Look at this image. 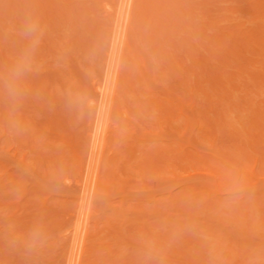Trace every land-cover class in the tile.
<instances>
[{
    "label": "rangeland",
    "instance_id": "obj_1",
    "mask_svg": "<svg viewBox=\"0 0 264 264\" xmlns=\"http://www.w3.org/2000/svg\"><path fill=\"white\" fill-rule=\"evenodd\" d=\"M9 1H11V0H9ZM22 1H23V3H21V4L24 5V8L26 6L28 7L27 3L24 0H22ZM26 1H28V4H29V0H26ZM49 1H51V3L54 2L52 9L49 8L51 5L48 6V8L50 9V13L51 12H53V13L51 16L48 15L46 17L41 13V10L39 9L40 6L42 7V9H44L47 6L44 4L45 2H48L46 0L44 3H42L45 6L44 8H43V5H39L36 7V8H38V10H40V12L37 13L38 17L36 15L31 16L32 14H34V8L35 7L33 9H31V11L33 10V12H31L27 8L28 12L23 13V12H19L18 9H14V7H12L13 5L10 6L9 8H7L8 4H7V6L3 5V1L2 2L0 1V8H3L2 6H5L6 10L10 11V14H12L14 12L12 15L8 14V12H7V14H6L7 18L4 17V15H2L4 18L5 24H0V31H2L3 34L7 35L8 34L7 32L10 33L7 36L3 35L4 39H1L2 38L1 37L2 32L0 33V49H1L0 54L2 55V56L0 55V90L2 89V91H0V139H1L0 140V146H1V148H5L9 152H10V150L11 151L14 150L13 149L14 145L17 146L18 149L15 148L16 149L15 152H17V151L19 152V153L17 152L18 153L17 155H19V157H20L21 156L20 154H22L23 152H26L27 153L26 155L30 156V157L27 156L29 159L26 157L27 158L26 161H28V163H29V164L28 163L27 164L30 165V163L32 162L34 164H31V165H34L37 167V169H36V167H34V166H33V168H31L32 166H29V168H30L29 169L28 165L25 162H23V164L25 163L27 165V167L24 166L23 164L18 163V161H17L18 158H16L17 155L14 156L15 155L14 152H12L14 154V155H12L11 153L9 154L7 151L0 148V251H1V253H0V264H64V263L66 264V261L64 260L65 255L63 257V253L66 251L67 248H64L63 245H65V242L68 239L65 238L64 231L66 232L67 230H64V229H66V228L68 229V227L73 225L72 223H75V221H76V217L74 215H72V216L75 217V220L73 219L74 217H72V216H71V219H69L70 218L69 215L71 214V212H72V214H74L73 211L74 212L76 211V210H74L75 207H78L77 204H75L77 200H75V198L73 197V195L75 196L77 194V190L73 188L75 186H74V184H72V182H74L73 181L74 179L72 176L78 175L77 172H79L78 171L79 169H77L78 163H77L76 157L74 156L75 154H72L71 147H70V149H68L69 148L68 143H66V141H63L65 139V137H63V134L66 133V131H67V134L69 133L68 130H65V128L67 129V127H65V126L70 125L69 127H71L74 130V132L70 133V135H72V136H69L67 134L66 135L69 137H73V139H70V142H71V140H73L72 142L75 144V149L78 151V149L80 148V150H81L83 148V146H86L85 144H87V143H85V141H86L85 135H86V131H87L86 125L89 124L88 119H89V116H91V114L89 115V113H91V110H92V109H89L88 100L90 99L91 94H93L91 89L94 90V88H93L94 85H92L93 83L91 84V82H92L93 78H94L93 81L95 83L96 80H99L96 77H98L99 75L101 77V71H102L101 66L103 65L102 63L105 60V58H103V57H105V53L107 52V50L105 49L106 48L105 47V45H106L105 41L107 42V40H105V34L104 33L106 32L108 34L107 31L110 28V26L108 25V23H109L108 21L110 20V17L108 16L109 18H107L106 12L104 11V8H103L104 7L103 6L104 1L103 0H71L72 2L70 0H49ZM176 1H178V0H176ZM179 1H181V0H179ZM186 1H188V2L185 3L184 6L186 8L189 7V10L187 13H186V11H187L186 8L183 5H181L179 2V4L181 6H183V8H184L183 12L185 11V13H184L185 15L182 16L183 12L181 13V10H179L178 8L177 9L175 8L176 12L179 10L178 14L181 13V16H182L180 18L181 21L179 20V17H178V21H179V23L181 22L182 26L181 25L180 26L185 28V30L183 28L180 30L179 28L176 27L177 28V32H176L177 37L174 35L175 36L174 38L179 39V41H181V37L185 36L183 39H185V41L188 43H185L184 40L182 43H179V41H175V39H173L174 41L171 40L172 42H168L170 40L162 37L163 35L158 36L160 38V40L157 38L154 39L155 37L154 38L151 37L150 31L146 32L145 36L147 39L145 38L144 39L145 41H144L142 38V35H141L142 33H144V30L142 33L139 32L140 28H142V27L137 25L139 23L137 21L138 18H137V20L135 19L136 23L134 24V27H135L134 31L137 28H139V29L136 30V33L134 36L132 34V36H133L132 40L134 41V37L137 36V39H136L137 44H139V46L142 47V50L143 49H144V51L147 50L145 52L147 55L150 56V58L152 57L150 60L152 61L151 62L152 65H155L154 67H155V70L157 72L153 73V75L151 73L147 72V79L149 80V81H147V83L149 84L148 86L151 88V91H150V90L146 89L147 83H146V80H144L143 78H141V80H140L141 82L138 79L137 80L138 83H137V81L133 82V80H130V81L128 80V70H129V68H132V64L129 62L130 60L127 61L126 65H125L126 67L125 66L123 67V71H122L121 79H120L121 82H119L120 84H119V88H118V94H119L118 99H117L118 102L116 104V106L120 104L119 105L120 107L117 106V108L118 107L119 108L117 109L115 107L116 110L114 109V121H115V125L118 126V128H114V130L111 132V137H110L111 147H110V149L108 148L106 150V153L104 156L105 157L104 162L108 156H111V158L112 157L114 158L113 160H116L115 164L118 165L117 163H120L121 160H123V158L126 157L125 152H124L126 150V147L124 145V141H125V139H127V137H131V135L126 136V134L122 131L125 129L124 126L129 127V128L131 127L130 131L135 130L134 127H132V123L130 122L132 120H133V124H135V122H137V123L139 122L138 125L140 124L139 126L142 128V130H141L142 132H141V134H139V137H140L139 140L141 142L140 141L137 142V145H136L137 149L135 150V153H133L135 155L134 156L132 155L131 159L128 160L129 163L126 164L128 166V168L127 167L124 168L125 170L122 172L118 171L119 172V173L117 172L118 175L116 176V178L114 177L115 180L119 183L115 182V180L113 179V176H110L112 171H109L110 169L107 170L108 167L105 164L103 165L102 178H109V176H110V178H112L115 183L114 182L111 184L109 183L110 185H112V184L114 185V186L112 185L114 188H113L112 192L110 193V195H109V193L107 195V192L104 194L102 193L103 195L102 194H100L99 196L97 195L96 202H95V205H96L95 207L97 209H96V212H95L93 219L90 223V238L87 241V250H86V253L84 256L85 264H96V262H98V263L104 262L103 264H134L137 261H140V263H142V264H162L161 262L163 261V258L166 257V255L163 253L164 249L162 246L159 247L160 245H156V246H158V250L156 248H154V247H156L155 241L157 238L155 239V241H153L154 239L151 240L150 239L151 237L149 236V234L146 233V231L148 230V232H150V234H151V231H152V234H154L156 232L158 235V233H159L160 234L159 236H161L162 232H163V236L159 237L157 240H159V243H161V242L164 243L163 237L168 234V233L165 234V232L167 231V228L165 226L167 224L168 225L171 224L172 229L174 227H176V228H174V231L169 229L170 232H172V234L171 233H169V234L172 235V237L173 236L175 237L182 231V230L180 231V229L178 228L177 225H180V222L182 225H184L183 221H185V220H187L186 221L187 224H186L185 228L187 226H188V228H191V229H185V230H187L188 232H190V230H192L190 234H194L195 238H200V239L203 238V239H206V241L208 240V242L210 244L209 250H208V253H206L207 249L205 250V254H204L203 258L206 260L208 258L211 259L212 257H214L217 260V263H216V260L214 262V259L212 258L213 260H209V261H213L214 263L211 262V264H219V263H221V264H235V262H237L238 264H264V196H262L261 193H258L261 189H264V183H262V182H264V180L260 181L257 178H252V181H255V183L257 184V185L255 184V197H256L255 198V225H256V231H255V234L253 233V234H251L252 236L250 235L251 236L249 238L250 243H249V241H248L249 244L247 243L249 250L247 251V253H245L247 256L243 257L242 256L243 251L240 250L241 248L239 249L240 245L238 246V244H235L237 242L232 241L234 243H231L232 245L230 244L231 247L229 246V239L231 237L229 239L227 238L228 240L225 239L226 242L225 241L219 242L221 245H223V247L222 246H221V248L218 247V249H219L218 251H217V248H215L218 239L220 237L221 238L223 237L219 233H221V232L226 233V235L224 234V236H226V237L231 235L232 229H230V232H229V229L226 226L229 223H227V221H225V223H224V219H222L223 217L221 216V214L225 215L226 212L224 213V211H226V210H224V209L227 208V204L224 206L221 205V206H218L217 208H213L214 210L212 208L206 209L204 207L205 205H203L204 202L202 203L201 200L204 201V199L206 198L205 196H207L208 193H211L212 196L215 195L216 186L214 184L212 176L209 174H203V175L202 174H196V176L194 175V177H192V175H190V174H194L196 172H211V173H214L217 176H219V173L217 171V167H220L221 169L225 168L226 174H229L228 171L230 170L231 166L227 165V163L233 164V163H235L233 159H237L240 162L239 165H241V161L247 163L249 167H253L255 165L256 173H258L259 176L264 177V166H261L260 161H256V157L261 158L262 155H264V147H260V148L258 147L257 150L259 149L260 150L259 152L255 151V161H254V159H250L248 161L246 158L247 154H245V152H246V150H247V153L252 152L253 150H251V148H249L248 145H247L248 148L245 146L247 149L245 148L246 150H244V151H243V149L241 150V149L237 148L239 141L235 140L236 136H234L231 133L232 130L230 131L231 126L229 125V124L233 123V125H236L239 128L238 133L239 132L244 133L245 126H246V128H248V121H250V119H251L250 117H252L253 120H254V118H255V120L257 118L258 119L260 118L259 121L261 120L260 122L264 123V79L258 78L261 73H264V45L260 46V44H264V8H262V6H260V8H257V10H256V7H257L256 5H258L257 4L258 0L257 1L256 0H252V1L251 0H249V1L248 0H238V1L237 0H216L217 2L215 0H186ZM255 1H256V3H255ZM259 1L262 2L264 0H259ZM14 2H15V0H14ZM182 2H184V0H182ZM189 2H191V3H189ZM175 3H177V2H175ZM14 4H16V2ZM62 4H64V5H62ZM83 4L88 7L90 17L88 16V14L81 13L84 11V10L81 11L82 8H80L78 11L77 6L81 7ZM179 4H177V5H179ZM187 4H188V6H187ZM57 5L60 6L61 8L63 6L64 7L63 9L69 8V6H71V7L73 6L74 7L73 10H75L74 12L71 11V14H73V18L77 15L80 18L82 17L81 18L82 21H84V19H86L90 23V24L89 23H86V24H89V25H91V23H93V24L91 26L87 25V27H86V25H83L85 23H83L82 25L85 26L86 28L84 27V30H82L83 28L80 26V28H82V29H80V31L77 30L78 31L77 32L75 30L78 35H76V33L74 34L73 31H71L73 29H70V26H68L72 22H70L65 27L63 26V28H62L63 30H59L58 29L59 26H58L57 29L59 31L56 30L55 32H53L55 30L53 28L56 27V26L55 27L53 26V25H56L54 23H58V24L61 23V25H63V23H62L63 21L61 22L62 18H60V17L65 13V11H64V13H62V15L60 16L61 11H58L60 9H58L56 11L54 10L55 9L54 7L55 6L57 7ZM191 5L193 6V9H192ZM260 5H262V4H260ZM17 6H19V4ZM66 6H68V7H66ZM83 7L85 8V6H83ZM258 7H259V5H258ZM15 8H17V7L15 6ZM261 8H262V10H261ZM22 10H24V9L21 8L20 11H22ZM51 10H54V11H51ZM68 11H70V10H68ZM166 11L167 10H165L164 13H162V15L164 17H165L164 14ZM46 12H47V10H46ZM56 12H58L57 13L58 15L56 14ZM204 12H205V14H204ZM30 13H32V14L30 15ZM9 15H10V17L8 18ZM13 15H14V17H18V15H19V17H21L22 20H24V22H27L29 20L32 21L31 18H33L35 16L37 19L42 17L43 19L46 20V21L41 22L43 20V19H41V21L39 20V22L37 21L38 22L37 23L36 19H33V20H35L33 22L38 24V32L36 34L38 37V43L36 44L35 48L31 51L29 69L26 72H23V74H21L19 76L14 75V70L17 68V66L19 64L22 63V58L24 57L26 49H28L30 41H28V39L23 34L22 28H24L25 24L22 22L21 19H19V20L22 23V25L24 24V26L19 27L18 26L19 24H18L17 25L18 28L17 27L15 28V26H16L15 23L18 20L17 21H15L16 19L13 20L12 19V18H14ZM162 15H158V17H160ZM11 16H12V18H11ZM56 16L59 17L60 20L56 19V22L54 20V21H52L53 22L52 24L48 23V21H49L48 19L51 20L52 18H56ZM67 17L72 18L71 15L70 16L67 15ZM212 17L215 18V20L217 18V21H216L217 23L215 22V20H212V21H210L211 23L208 24L209 19L211 20ZM3 18H2V20H3ZM24 18H26V19H24ZM89 18H91V19H89ZM193 18H194V20H193ZM74 19H77V18H74ZM64 20H66V19H64ZM91 20H93V22H91ZM13 22H15L14 25H13ZM79 22L81 23V20ZM202 22H204L205 24ZM21 23H20V25H21ZM40 23H41V26H40ZM80 23L76 22V24H80ZM168 23L169 24L173 23V19H172V21L170 20V22H168ZM214 23H216L218 25V26L216 25L217 28H216V26L214 28V25H213ZM50 24L53 26L52 29L50 28V27H52ZM183 24H185V25L183 26ZM210 24H212V27ZM202 25H203V29H202L203 31L200 30L197 32L194 30V28H196V26H201V28H202ZM108 26H109V28L106 29ZM88 27H89V29H88ZM91 27H93V28L91 29ZM205 27H207V28H205ZM19 28H20V30H19ZM76 29H77V27H76ZM44 30H46V31H44ZM51 30H53V31L51 32ZM178 30H180V31H178ZM202 32H204V33L202 34ZM58 33H59V35H58ZM56 34L58 36L55 37ZM70 34H72L71 37L69 36ZM201 34L203 35V37ZM220 34L222 36H225V37L227 35L228 40L226 37L225 39H223V41H220L221 43H215L214 42V45H216V46L213 45L214 47H212L213 43H211L210 38L212 37L213 39L215 38L218 40L219 38H216V37L217 36L221 37ZM230 34H233V36H234V34H236L238 36H236L237 37L236 38V37L229 36ZM88 35L89 36L91 35V37H93V41L90 40L92 38L89 37ZM196 35H199V36L201 35V36L197 37ZM82 36H84V37H82ZM248 36H250V38L252 36L254 38H256L255 43H252V42L249 43V41L246 42ZM86 37H88V39L90 40V45L88 42L89 40L87 42L85 41V40H87ZM82 38H83V40H81ZM13 39H14V41H13ZM15 39H16V42H15ZM67 39H69V40H67ZM80 40H81V42H80ZM217 40H216V42H217ZM243 40H245V41H243ZM54 41H55V44H54ZM57 41H58V44L56 45ZM75 41H77V42H75ZM235 41H243L242 43L240 42L241 44L248 43V44H245V45H248L245 47H243V45H241L242 48H244V50H245L244 51L245 54L243 53V51L240 54L245 55V57L250 56V57H252V59L257 58L258 61L255 60L256 61L255 65H253V62H251L252 60L250 61L251 62L250 63L246 60V58H244L243 56H241L239 54L237 55L239 57H237L236 55H233L234 52L232 50L234 49V47H236ZM60 42L63 45H61ZM83 42L85 45L83 44ZM91 42H93V44ZM190 42H193L191 44H193L195 48L194 47L192 48V46H190ZM233 42H234V46H233ZM72 43H73V45H72ZM228 43H230V45ZM3 44H6V46ZM87 44L89 45L87 48V50H89V51H84V49H85L84 46H86ZM187 44H188V46H187ZM51 45L53 46L52 51L50 49H48L49 47H52ZM77 45H79V46H77ZM9 46L10 47L15 46L14 47L15 49L10 48ZM65 46H66V51H65ZM68 46H69V48H67ZM70 46H72V47H70ZM74 46H76V47L74 48ZM219 46H220V48H219ZM241 46H240V48H241ZM256 46L258 48L254 49V47H256ZM45 47L46 48L48 47V48L45 49ZM55 47H57V48H55ZM225 47H227V48H225ZM231 47H233V49H229V51H227L228 48H231ZM72 48H74V49H72ZM90 48H91V50H90ZM150 48H151V50H150ZM169 48L171 50H169ZM246 48H248V49H246ZM251 48H253L254 50ZM188 49L189 50L191 49L194 52L196 51V53L190 51L192 53L190 55V52H187ZM223 49H225V51H223ZM67 50H68V52H67ZM74 50H76V51H74ZM250 50H251V52H250ZM231 51H232V53H231ZM20 52H23V53H20ZM210 52H212V53H210ZM128 53H129L128 57L133 56V53H131V52H128ZM103 54H104V56H103ZM161 54H164L165 56H167V58ZM186 54L188 56H186ZM70 55L73 57L75 56L74 61H76V63H74L73 66L70 64V61H73V60H71ZM205 55L209 56V57H205ZM212 55H213V57H212ZM229 55H230V57H229ZM3 56H4V58H3ZM200 56H201V58H200ZM217 56H218V58H217ZM159 57H161V58H159ZM226 57H227V59H226ZM7 58L10 61H8ZM65 58H67V59H65ZM74 58H72V59H74ZM157 58H159L160 60ZM6 59L8 62H11V65L13 62V66L9 65L12 68L8 67L6 65L8 63L6 61ZM167 59H168V61H167ZM182 59H183V61L186 59V61L183 62ZM79 60L81 61V65L79 64ZM163 61L164 62L166 61L167 64L164 63ZM202 62H204V63H202ZM163 64H165V65L163 66ZM202 65L204 66V68L202 67ZM206 65H207V67H206ZM226 65H229V66L227 67ZM140 66L143 67L142 64ZM185 66H186V68H184ZM72 67H74V68H72ZM156 67H158V68H156ZM188 68H189V70H188ZM190 68H195V69L199 68L197 70V72H199L200 74L195 75L193 73V75H192L191 73L193 72V70ZM202 68H203V70H202ZM206 68H208V70ZM221 68L229 69V72L226 71L228 74L227 73L221 74L222 79H221V77H219V75L216 74V72L219 71ZM73 69H75L77 73L74 72V73L70 74V72H72L70 70H73ZM80 70H82V72H80ZM232 70H233V72H232ZM237 70L238 71L240 70L239 72H241L242 70L243 71L238 75L239 72H237ZM230 72L232 73L231 75H229ZM233 73H235L234 75H236V76H234ZM123 74H125L126 76L125 75L122 76ZM201 74H202V76H201ZM24 75H25V77L26 76L27 77L25 78ZM232 75H233V78H231V80H229V78L232 77ZM253 75L255 76V78ZM17 77H19V78L23 77L24 79L23 78L18 79ZM187 77H188V80H185ZM200 77L204 78L203 81H201L202 78H200ZM47 78H49L51 80H48ZM154 79H156V81ZM158 79L160 81H157ZM174 79H176V80H174ZM197 79L199 82L201 81L200 85H203L202 88L205 89V92L211 94L212 99L208 98L210 95L207 96L206 93H203L201 91L202 88L201 87H200L201 89L199 88L200 85L197 86V84H196ZM74 81H75V83H74ZM142 81H143V84H142ZM161 81H162V84H161ZM132 83H134V84H132ZM155 83H159L160 85L155 84ZM232 83H234V86L238 85V87H237L238 89L235 87H234V89H231L232 93H231V96H229V93H227L226 89H229L228 87H230L229 85ZM35 84L37 85V87L36 86L33 87ZM128 85H129V87H128ZM172 85L173 86L175 85V87H173ZM223 85H224V87H222ZM30 86H32V87H30ZM192 86H194V87H192ZM138 87H141V88H138ZM32 88H33V91H31ZM34 92H35V94H34ZM9 93L12 95H10ZM38 93H40V95ZM170 93H172L173 95ZM215 93H220V94H215ZM37 96H39V97H37ZM26 97H28V98H26ZM29 97L32 99H30ZM94 97H96V96L94 95ZM24 98H26V99H24ZM33 98H35V99H33ZM167 98L172 99L171 102L167 101ZM134 99H136V101ZM209 99H211V101H209ZM30 100H34V101H30ZM121 100H122V102H121ZM178 100L179 101L181 100V105L183 103L185 104L184 105L185 107H183V108H186V110H187L186 113L187 112L189 113V111H191V113H189V114H191V116L189 118L196 116L197 118L199 117L196 120L200 119L199 123H198V121H195L196 123L193 121L194 124H192V126H191V128L192 127L194 128L193 131L190 130V128L187 129L188 126L185 125V118L182 114L179 113L180 107L178 105V103H179ZM182 100H183V103H182ZM28 101H30V102H28ZM138 101H140V103L143 104V106H147V108H148L147 112L146 111L142 112L141 110L138 113L134 112V110L132 108L136 109L137 105H135V104H137L136 102H138ZM142 101L146 104H144ZM151 101L155 102V104L161 103L160 106L162 104H166L167 108L165 109V105H164V110L162 107H160V108L157 107V109H156L153 107L154 105ZM159 101H160V103H159ZM168 105L170 108L168 107ZM130 106H132V107H130ZM187 107H189V109ZM211 107H215V108H213L215 110L212 111ZM128 108H130V109H128ZM247 108H248V110H246ZM144 109H145V107H144ZM168 109L171 111V113L173 112V114L171 115L173 117H171V120L169 122H166L165 120H167V117H168L167 115L170 113V111ZM257 109H258V112L260 110V112L258 113L259 115L255 114L256 116L253 118V115H254L253 113L255 112L253 110H257ZM152 110H154V111H152ZM167 111H169V112H167ZM153 112L156 114H154ZM250 112H251V115H250ZM59 113L65 115L68 120L71 118L70 119L71 121L69 120L71 123L70 122L67 123L66 120L63 118L64 116L63 117H62V115L60 116ZM193 113H194V115H193ZM247 113H249V115ZM165 114H167V115L165 116ZM68 115L71 117H69ZM139 115H140V117H139ZM159 115H161V116H159ZM174 116H175V118H174ZM61 118L64 119L65 122ZM210 118H211V120H210ZM56 119H57V122H55ZM52 120L54 122H50ZM59 120L60 121L62 120V122L66 123V124L64 125V124H62V122L60 123ZM160 120L161 121L163 120V122H161ZM52 123H54L53 124L54 128L52 127ZM123 124H124V126H122ZM55 125H57L58 127ZM199 125H201V126L203 125V126L201 127ZM19 127H22V128H19ZM55 127H56L57 131L55 130ZM135 127H137V126H135ZM164 127H165V129H164ZM243 127H244V129H243ZM63 128H64V130H63ZM71 128H68V129L72 130ZM212 128H213V131H215L214 133L212 131ZM233 128H234V126H232V129ZM260 128H261V126H260ZM147 129H148V131H147ZM145 130L147 131V134H145L146 133ZM258 130H259V128H257L256 131H258ZM261 131H264V129H261ZM61 133H62V136L60 135ZM235 133H237V132H235ZM244 134H242V135H244ZM40 135H42V136H40ZM124 135H125V137H124ZM144 135H146V136H144ZM258 135H260V137H261L260 139L264 138V134H262V135L258 134ZM148 136H149V138H148ZM190 136L192 137L191 139H190ZM212 136L216 137V139L214 141L215 144H213L212 140L210 139ZM56 137L58 138V140ZM67 139L69 140V138H67ZM196 139H197V141H196ZM220 139H222V140H220ZM38 141H39V143H38ZM61 142H62V144H60ZM247 142L248 141L246 140V143H244V142L243 143L246 145ZM262 142H264V141H262ZM138 143H139V146H138ZM202 143H204V145ZM243 143L241 145H243ZM157 144H158V146H157ZM180 144H181V146H180ZM178 145L180 146V149L182 150L181 153L183 155H187V157H185V159L183 157L182 158L183 160H180L181 162L179 160H177L178 154L177 155L170 154L173 152L172 147L174 148L176 146L175 148H177ZM217 145H219V146L217 147ZM58 146H60V149H58L59 153H58V151H56L57 150L56 148H59ZM61 146L62 147L64 146V147L62 148ZM123 146H124V148H123ZM158 147L162 148L161 151L158 150L160 153L159 152L157 153V151H156L158 149ZM163 147H165V149ZM122 148L124 150H122ZM175 148H174V150H175ZM61 149H62V151H65V153L63 152V154L66 155V157L63 154H62L63 156H61V152H62V151L60 152ZM197 149L198 150L200 149V151L197 152L198 151ZM80 150H79V152L85 151V149H83L81 151ZM222 150L228 151L229 152L228 154H230V152H231V156L233 157V159H231L232 157H230V156H225L226 155L225 153H224L225 155L223 153H221ZM162 151H164L165 153ZM175 151H177V150H175ZM218 151H220L221 154ZM225 151H223V152H225ZM238 151H239V153H238ZM55 152L57 154H59L57 158L61 157L62 160L56 158L57 154ZM150 153H151V155H150ZM154 153H157V155H155V157H151ZM144 154L147 155V157L149 159L155 158L154 160H155V162H157L156 167L158 165H161V161H159V160H162V162L164 161L162 163V165H164V169L166 171L164 169H163L164 170L163 171L160 168L161 172L165 176H170V177H165L163 174L160 173L161 176L162 175L163 176L162 177L160 176V178L157 179V177L159 176L157 171H160V170H156V172H154V170L151 171V169H149V167H148V165H149L148 163H150V162L154 163V162H152L154 160L150 159V161H149V159ZM222 154L226 158L225 160H228V161H226L227 163L219 161V158ZM49 155H51V156H49ZM171 155H172V157H170ZM53 156H54V158H52ZM157 156H159V158ZM236 156H238V157H236ZM241 156H242V158H240ZM115 157H116V159H115ZM160 157H162V158H160ZM55 158L57 160H60V161H58V162L55 161ZM201 158L207 159V160L205 162H200L199 159H201ZM179 159H180V157H179ZM142 160L145 162V164H144V162L142 163ZM176 160L179 161V163H177V164H179L181 166L183 165L182 168L174 167L176 164L175 163ZM45 161H46V164H45ZM56 162H57V164H56ZM58 164H60L59 167H58ZM141 164H143V165H141ZM167 164H168V166H167ZM113 165H114V162H113ZM132 165H135V166H132ZM165 165L167 166V168ZM39 166H40V168H39ZM46 166H52V167L48 168ZM54 166H57L56 168H60L61 169L60 172L58 171V169H57V171H54L55 170ZM118 166L116 167L114 165L116 170H118ZM137 166H140V167H137ZM143 166L145 168H147V170L145 168L143 169ZM106 167H107V169H106ZM50 168L52 170L51 172L54 171L53 172L54 174H52V173L50 174V170H49ZM174 168L176 169V172H178V176L174 175V173H173ZM31 169H33V170H31ZM45 169H46V171H45ZM48 170H49V172L47 173ZM119 170H121V169H119ZM43 171H44V173H43ZM138 171H139V173H138ZM104 172H106V173H104ZM36 173H37V175H36ZM40 173H42V174H40ZM66 174L71 175V177H72L71 182H69L66 179V177H65ZM119 175L122 176V178H123V179L122 178H120V179L127 181L126 184H128V185L125 186L126 188L121 186L122 185L121 183L123 181H120V180L118 181ZM64 177L70 183V185H68L69 183L66 182ZM76 177L78 178V176H76ZM236 177H237V175H236V173H234L232 175H229L226 181H224V182L221 181V191L224 193V196L234 195V196H237V198H240L244 193L247 195H250L251 194V193H249L250 188H245L247 185L246 183L248 182L247 178H242V181L244 183L238 184L236 189L233 188L232 185H233V183L236 182ZM162 178L165 180H163ZM167 178H169V179H167ZM170 178H171V180H170ZM159 179H161L162 181ZM142 180H144V181H142ZM157 180L161 181V183ZM16 181L21 182V184L23 183L24 187L22 186L23 188H21V187L17 186L18 184L16 185V183H15ZM158 183H159V185H157ZM106 184H108V183H106ZM143 184H144V186H143ZM259 184H260V186H258ZM38 185H41V187H38ZM71 185H73V187H72L73 189H71V187H70ZM119 185H120V187H119ZM129 185H132V186L130 187ZM139 185H140V187H137ZM261 185H262V187H261ZM149 186L150 187L152 186V187L150 188ZM69 187H70V189H69ZM145 187H146V189L144 190ZM115 188L117 189V192H116ZM168 188L172 191V193H174V195H177L175 199L167 198L168 193L170 192V190ZM121 189L124 191L122 192ZM138 189H140V190L137 191ZM232 190H234V192L232 194L227 193V192H230ZM246 190H248V191H246ZM42 191H43V193H42ZM68 191H70V192H68ZM151 192H153V193H151ZM256 193H257V195H256ZM126 194H129V195L126 196ZM49 195L50 196L52 195L51 198ZM201 195H204L205 198ZM69 196H71V197H69ZM124 196H125V198H124ZM153 196L155 197V199H153L154 198ZM45 197H46V200L44 199ZM121 197L124 199L122 202H125L123 204L124 207L126 208L125 212H124V207L120 208V206H122V204H120L121 203V201H120ZM134 197H137V198H134ZM143 197L145 199H143ZM162 197H164V198H162ZM41 198H43V200H45L46 202H43V200H41ZM156 198L159 199L160 202ZM160 198H162L163 200H161ZM165 198L167 201L165 200ZM236 199L233 200L234 203H236ZM125 200L126 201L128 200V201L126 202ZM154 200H156V201H154ZM180 200H182L184 202H189V203H191L193 201L194 202L197 201L196 203H198V200H200L202 206L200 204L201 208L198 206L196 208V210H194L195 213H193V214L191 213L192 211L187 213L186 212L187 210H185V212H183L184 211V210H182L183 207H180L181 205L179 204L182 202ZM113 202L116 205H114ZM39 203L42 206H39ZM46 203L48 204L47 208L52 207L50 210L47 209L46 206H44ZM50 204H52L51 207H49ZM110 205L115 206V207L111 206L112 208L119 207L118 209H116L117 212L115 209H113L115 212H112L113 210L110 207ZM178 205H180V206H178ZM71 206L74 209L71 208ZM157 208H159L160 210L158 209V211H157ZM228 208H229V206H228ZM41 209H44V210H41ZM60 209L63 211H64V209L67 211L68 210L71 211L70 214H66L67 211H65L66 213H64L66 216L67 215L69 216V218L67 217L68 221H67V219H65L66 216L61 212ZM127 209H128V211H127ZM148 209H149V211H147ZM204 209H206L208 211H206ZM119 210H120V212H119ZM138 210H139V212H136ZM140 210H142V212ZM228 210L231 211V209H228ZM241 210H242V212H244L243 210L246 211V208H242ZM40 211H41V213H40ZM131 211H132V213H131ZM133 211H135V212H133ZM159 211H162L164 213V214H162L163 216L161 215V213H159ZM46 212L49 213V215ZM50 212L53 213L54 218ZM114 213L115 214L117 213L116 214L117 216L116 215L114 216ZM139 213H141V214H139ZM155 213H159L162 220H164V219H167V220H164V221L160 220L159 215L155 214ZM232 213H230V214H232ZM55 214L57 216H60V217L57 218V216ZM124 214H126V215H124ZM149 214H151V215H149ZM189 214H191L193 217L199 216L197 219L194 218V219H196L195 221L197 222V224L194 225V223H195L194 222L193 223L194 226L191 225L192 227L190 226V224H188L189 223L188 221H191V222L193 221V220H188V218L191 216ZM35 215H37L36 218H38L37 219L38 222L36 221ZM40 215L44 216V217H41ZM119 215L122 217H119ZM203 215L205 218L208 215L209 216L214 215V218L215 217L218 218V216L219 217L221 216L222 218H220V219H222L223 222L222 223L218 222L219 224H217L216 221H214L212 223L208 222L204 225L203 223H204L205 219L203 218ZM137 216H138V218H137ZM238 216H239L238 218H240V216H243V215H241V213H240ZM48 218H50V219H48ZM112 218H115V219H112ZM118 218H120V219H118ZM211 218L212 217H210V219ZM54 219L56 220L55 221L56 224L58 223V225H54L56 229L52 228L53 223H51V222L54 221ZM207 219L209 220V218H207ZM231 219H233V218H231ZM231 219H229V220H231ZM33 220H34V222H33ZM109 220H111V222ZM157 220H160L158 222V223H160V225L157 223ZM238 220H236V221L238 222ZM241 220H243V219H241ZM72 221H74V222H72ZM143 221H144V223H143ZM178 221H179V223H178ZM39 222L41 225L39 224ZM232 222H234V221H232ZM235 222H234V224H235ZM47 223H49V226H51L49 230L45 229L46 227H47V229L49 228L47 226ZM110 224H112V225H110ZM116 224H118V225H116ZM156 224H158V225H156ZM212 224H213V226H211ZM231 224L233 226V223H231ZM36 225L40 226L42 228L44 227L43 230L45 229L47 240L42 247H39L37 249H29L26 246V243L24 242V241H26L27 238H24V237H28V234L32 231L33 226L36 227ZM120 225H121V227H120ZM142 225L145 228H143ZM182 225H180V227ZM108 226H110V227H108ZM232 226H230V227H232ZM175 229H179V232H178V230L176 231ZM193 229H194V231H193ZM216 229L219 231H217ZM111 230H113L114 233H112ZM117 230H119V231H117ZM169 230L167 232H169ZM185 230H183V231H185ZM50 232H51V234H50ZM236 232L237 231H235V234H236ZM47 233H49V234H47ZM134 234H135V236H133ZM154 235H156V234H154ZM111 236H112V238H111ZM217 236H219L218 239H217ZM231 236H234V235H231ZM144 237H146V238H144ZM170 237L167 240L165 239L166 240L165 244L171 245V247L173 246L176 249L182 250V247H180V245L184 246L186 244V242H184L182 239L180 240L179 238H178L179 241L177 240V238H176L177 241L176 240L173 241V239L170 240L172 238V237L171 238ZM237 237H239V236H237ZM233 238H235V237H232V240H233ZM116 239H118V240H116ZM160 239H162V240H160ZM121 240L122 241L124 240V241L121 242ZM220 240H223V239H220ZM67 242H69V241H67ZM109 242H110V244H109ZM208 242H206V244H208ZM224 242H225V246H224ZM230 242H231V240H230ZM239 242H241V241H239ZM157 243H158V241H157ZM226 243L228 244V246L226 245ZM112 246H114L115 248ZM187 246L192 247L193 244L190 243L189 245L187 244ZM191 247H189L188 249H190ZM194 247L195 246H193L191 248V251L194 254L193 257L196 256V258L198 257L199 260L202 259L200 257L199 253H201V256H202V252H204V251L201 250V252H199L198 249H194ZM19 248H21L23 251L21 249H20L21 251H19ZM63 248H64V250H63ZM147 248H149V249H147ZM150 249H151V251H149ZM215 249H216V251H214ZM2 251L3 252L5 251V252L3 253ZM121 254H123L124 256ZM206 254H209L208 256L211 255L210 256L211 258L205 257ZM215 254H217V255H215ZM221 254H225V255H221ZM227 254L230 255L231 257L228 259H222L224 257L221 258V256H227ZM120 255H121V260L115 259L116 257L120 258ZM177 255H181V254H177ZM38 257L40 259H38ZM188 259H189L188 255L187 256L183 255L179 261L182 260L181 261L182 264H188V262H189ZM237 259H238V261H236ZM239 259L242 260L241 263H239ZM37 260H38V262H37ZM62 260H63V262L64 261L65 262L63 263ZM202 260H200V261H202ZM209 261L207 260V263H205V262L204 263L208 264ZM167 263L178 264V262L175 260L174 261L170 260ZM181 263H179V264H181ZM138 264H139V262H138ZM202 264H203V262H202Z\"/></svg>",
    "mask_w": 264,
    "mask_h": 264
},
{
    "label": "bare ground",
    "instance_id": "obj_2",
    "mask_svg": "<svg viewBox=\"0 0 264 264\" xmlns=\"http://www.w3.org/2000/svg\"><path fill=\"white\" fill-rule=\"evenodd\" d=\"M1 2L3 1V5H6L7 6V4H8V6H7V8H9L10 6H12V7H14V9H18V11L19 12H28V10H30L31 11V9H33L34 7V14H32V13H30V15L31 16H34V15H36L37 17H38V15H37V13L38 12H40V10H41V13L46 17V16H51L52 15V13L53 12H51L50 13V9L49 8H51L52 9V7H53V4H54V2L53 3H51V1H49V0H46V1H48V2H45V0H29V4H28V1H26V0H24L26 3H27V5H28V7L26 6L25 8H24V5H22L21 3H23V1L22 0H15V2H16V4H14L15 2H14V0H11V1H9V0H0ZM9 3H8V2ZM71 1V0H70ZM104 1V4H103V8H104V11L106 12V15H107V18H109L110 17V20L108 21L109 23H108V25L110 26V28H109V26L106 28V29H108V34L105 32L104 34H105V40H107V42L105 41V43H106V45H105V49L107 50V52L105 53V57H103L104 56V54H103V58H105V60H104V62L102 63L103 65L101 66V68H102V71H101V77H100V75L98 76V77H96L97 79H99V80H96L95 81V83H94V81H93V79H92V82H91V84L92 85H94V90L93 89H91L92 90V93L93 94H91V97H90V99L88 100V104H89V109H92L91 110V113H89V115L91 114V116H89V119H88V125H86L87 126V131H86V135H85V140L87 141H85V143H87V144H85L86 146H83V148L81 149V150H83V149H85V151H82V152H79V150H80V148L78 149V151L75 149V144L72 142L73 140H71V142H70V139H73V137H69V136H72V135H70V133H72V132H74V130L71 128V127H69L70 125H68V126H65V127H67V129L65 128V130H68L69 131V133L67 134V131H66V133H64L63 134V137H65V139L63 140V141H66V143H68V146H69V148L68 149H70V147H71V152H72V154H75L74 156L76 157V159H77V165H78V168L77 169H79L78 171L79 172H77V174L78 175H73L72 177H73V181L74 182H72V184H74V186L76 187H73V185H71L70 187H71V189H76L77 190V194L74 196L72 193V195H73V197L75 198V200H77L76 201V203L75 204H77V206L78 207H75V209L71 206V208H73L74 210H76L75 212L73 211V213L74 214H72V212L70 211V210H65L64 209V211L63 210H61V212L64 214V213H66L65 211H67V213L66 214H70V212H71V214L69 215L70 216V218H69V216L67 215H65L66 216V218L65 219H67V217L69 218V219H71V216L72 215H74L75 217H76V221H75V223H72L73 225H71L70 227H68V229L66 228V229H64V230H67L66 232L64 231V235H65V238L66 239H68L67 241H69V242H65V245H63L64 246V248H67L66 249V251L63 253V257H64V255H65V261H66V264H85V259H84V256H85V253H86V250H87V241H88V239L90 238V223H91V221H92V219H93V216H94V214H95V212H96V205H95V202H96V198H97V195L99 196L100 194H104V193H106L107 192V195H108V193H109V195H110V193L112 192V190H113V186L112 185H110L111 183H113L114 182V180H115V178H116V176L118 175V171H124L125 169L124 168H128V166L126 165L127 163H129L128 162V160L129 159H131V157H132V155L134 156L135 154H133V153H135V150L137 149V142H139L140 140V137H139V134H141V130H142V128L138 125V123L137 122H135V124H133V120L132 121H130L131 123H132V127H134V131H130L131 130V127L129 128V127H125L124 126V124L122 125V126H124V130L122 131V132H124L125 134H126V136H130L131 135V137H127V139H125V141H124V145H125V147H126V150L124 151L125 152V158H123V160H121V162L120 163H117L118 165H116L115 163H116V160H113L114 158L112 157L111 158V156H108L107 157V159L105 160V162H104V159H105V153H106V150L109 148L110 149V147H111V139H110V137H111V132L114 130V128H118V126H116L115 125V121H114V109L116 110V108H117V106H119V105H117L116 106V104H117V99H118V96H119V94H118V88H119V82H121V74H122V71H123V67L126 65V63H127V61H129L131 64H132V68H129V70H128V80L130 81V80H133V82H136L138 79H139V81L141 80V78H143L144 80H146V83H147V81H149L148 79H147V72L148 73H151L152 75H153V73H156L157 71L155 70V65H152V61L150 60L151 58H150V56L149 55H147L146 54V52L145 51H147V50H145L144 51V49L142 50V47H140L139 46V44H137V36L136 37H134V41L132 40V38H133V36L135 35V33H136V30H138L139 28H137L135 31H134V24L136 23L135 22V19L137 20V18H138V24L137 25H139V26H141L142 28H140V30H139V32L140 33H142L143 32V30H144V33H142L141 35H142V38H143V40L146 38V32H148V31H150L151 32V37L152 38H154V39H159L160 40V38L158 37V36H162V37H164V38H167L168 40H170V41H168V42H172L171 40H173V39H175V41H179V39H176V38H174L175 36H176V32H177V28H179L180 30L183 28V27H181L182 26V24H181V22L179 23V21H178V17H179V20H180V18L183 16V15H185L184 13H185V11L183 12V10H184V8H183V6H184V4L185 3H187L188 1H186V0H184V2H182V0L181 1H176V0H103ZM216 1V0H215ZM238 1V0H237ZM249 1V0H248ZM252 1V0H251ZM257 1V0H256ZM256 1H255V3H256ZM45 2V3H44ZM72 2V1H71ZM70 2V3H71ZM175 2H177V3H175ZM179 2H180V4L181 5H183V6H181L180 4H179ZM213 2V1H212ZM217 2V1H216ZM215 2V3H216ZM254 2V1H253ZM258 3V5H259V7H258V5H256L255 7H256V10H257V8H260V6H262V8H264V1H262V2H260L259 0L257 1ZM6 3V4H5ZM19 4V6H17L18 4ZM31 3V4H30ZM42 3H44L45 5H47L46 7L42 4ZM48 3V4H47ZM183 3V4H182ZM189 3H191V2H189ZM188 3V4H189ZM209 3V2H208ZM177 4H179V5H177ZM188 4H187V6H188ZM214 4V3H213ZM212 4V5H213ZM260 4H262V5H260ZM22 5V6H21ZM32 5V6H31ZM39 5H43V8L44 9H42V7L40 6L39 7V9L40 10H38V8H36L37 6H39ZM49 5H51L49 8H48V6ZM62 5H64V4H62ZM193 5V4H192ZM191 5V7H192V9H193V6ZM15 6L17 7V8H15ZM75 6V5H74ZM83 6H85V8L83 7ZM239 6V5H238ZM3 8H0V24H5V21H4V18H3V16L2 15H4V17H6L7 18V16H6V14H7V12H8V14H10V11L9 10H6V7L5 6H2ZM32 7V8H31ZM66 7H68V6H66ZM71 6H69V8H70ZM185 7V6H184ZM210 7V6H209ZM213 7V6H212ZM241 7V6H240ZM21 8H23L24 10H22V11H20L21 10ZM27 8H28V10H27ZM47 8V9H46ZM55 9V11L56 10H58V9H60V10H58V11H61V14H60V16L62 15V13H64V11H65V13L60 17V18H62L61 19V22L63 23V25H61V23L60 24H58V23H54V24H56V25H53L55 28H53V26L51 25L53 22L52 21H54L55 20V22H56V19H58V20H60L59 19V17H57L56 16V18H52L51 20L50 19H48L47 21H48V23H51L50 25L52 26V27H50L51 29L53 28V29H55L54 31L53 30H51V32L53 31V32H55L56 30H63L62 28H63V26L65 27V26H67L70 22H72V23H70L68 26H70V29H73V30H71V31H73V33L75 34L76 33V35H78L77 34V30H79L80 31V29H82V30H84V27L85 26H83V25H86V27H87V25H89L90 23L86 20V19H84V21H82V17L80 18V17H78L77 15V17L75 16L74 18H77V19H74L73 18V14H71V11H75V10H73V6L69 9V8H65V9H63L64 7L62 6V8L60 7V6H58L57 5V7L55 6L54 7ZM57 8V9H56ZM80 8H82L81 9V11H83V12H81V13H83V14H88V16H89V9H88V7L86 6V5H82L81 7H79V6H77V9H78V11H79V9ZM175 8L177 9H179V10H181V13H182V16H181V13H179L178 14V11L176 12V10H175ZM186 8V7H185ZM262 8H261V10H262ZM2 9V10H1ZM36 9V10H35ZM63 9V10H62ZM191 9V8H190ZM236 9V8H235ZM243 9V8H242ZM241 9V10H242ZM6 10V11H5ZM11 10V9H10ZM44 10V11H43ZM46 10H47V12H46ZM54 10H51V11H54ZM68 10H70V11H68ZM165 10H167L166 12H165V17L162 15V13H164V11ZM186 13L188 12V10H189V7H187L186 8ZM231 10V9H230ZM49 11V12H48ZM87 13H86V12ZM235 11V10H234ZM238 11V10H237ZM247 11V10H246ZM12 12V11H11ZM31 12H33V10L31 11ZM68 12V13H67ZM72 12V13H73ZM85 12V13H84ZM236 12V11H235ZM240 12V11H239ZM249 12V11H248ZM14 13V12H13ZM12 13V14H13ZM36 13V14H35ZM50 13V14H49ZM58 12H56V14H57ZM76 13V12H75ZM12 14H10V15H12ZM55 14V13H54ZM66 14V15H65ZM204 14H205V12H204ZM243 14V13H242ZM10 15L8 16V18L10 17ZM58 15V14H57ZM67 15L68 16H72V18L71 17H67ZM75 15V14H74ZM158 15H162V16H160V17H158ZM36 16L35 17H33V18H31L32 19V21H35V20H33V19H36V22L38 21L39 22V20L41 21V19H43L42 17L41 18H36ZM109 16V17H108ZM187 16V15H186ZM13 17H14V15H13ZM18 17H19V15H18ZM14 17V18H12V16H11V18L14 20V19H16L15 21H17L16 23L15 22H13V25H14V23H15V28L17 27L18 28V26L19 27H23L24 26V24L26 23V22H24V20H22V18L21 17ZM65 17V18H64ZM67 17V18H66ZM90 17V16H89ZM216 17V16H215ZM222 17V16H221ZM220 17V18H221ZM2 18H3V20H2ZM5 18V19H6ZM18 18V19H17ZM79 18V19H78ZM188 18V17H187ZM213 18V17H212ZM211 18V20L209 19V22H208V24L209 23H211L210 21H212V20H215V18H213L212 19ZM19 19H21L22 20V22L24 23L23 25H22V23L20 22V20ZM24 19H26V18H24ZM64 19H66V20H64ZM89 19H91V18H89ZM172 19H173V23H168V22H170V20L172 21ZM183 19V18H182ZM191 19V18H190ZM222 19V18H221ZM11 20V19H10ZM28 20V19H27ZM71 20V21H70ZM78 20V21H77ZM81 20V23L79 22ZM176 20V21H175ZM193 20H194V18H193ZM43 21H46L45 19H43L41 22H43ZM86 21V22H85ZM111 21V22H110ZM181 21V20H180ZM217 21V18H216V20H215V22ZM4 22V23H3ZM19 22V23H18ZM37 22V23H38ZM74 22V23H73ZM76 22L77 23H80V24H76ZM91 22H93V20H91ZM188 22V21H187ZM214 22V21H213ZM20 23H21V25H20ZM83 23H85V24H83ZM86 23H89V24H86ZM191 23V22H190ZM202 23H204V22H202ZM217 23V22H216ZM216 23H214L213 25H214V28H215V26L217 25ZM19 24V25H18ZM74 24V25H73ZM77 26H76V25ZM83 24V25H82ZM93 23H91V25H92ZM205 24V23H204ZM203 24V25H204ZM207 24V25H208ZM18 25V26H17ZM49 25V24H48ZM79 25V26H78ZM91 25H89V26H91ZM107 25V24H106ZM181 25V26H180ZM185 24H183V26H184ZM201 25V24H200ZM203 25H202V28H201V26H196V28H194V30L195 31H200V30H202L203 29ZM206 25V26H207ZM211 25V27H212V24H210ZM209 25V26H210ZM3 26V25H2ZM11 26V25H10ZM40 26H41V23H40ZM59 26V28L57 29V27ZM80 26L82 27V28H80ZM179 26V27H178ZM187 26V25H186ZM194 26V25H193ZM218 26V25H217ZM217 26H216V28H217ZM6 27V26H5ZM76 27H77V29H76ZM85 27V28H86ZM177 27V28H176ZM191 27V26H190ZM220 27V26H219ZM93 27H91V29H92ZM187 28V27H186ZM205 28H207V27H205ZM204 28V29H205ZM221 28V27H220ZM24 28H22V30H23ZM88 29H89V27H88ZM184 30H185V28H183ZM19 30H20V28H19ZM49 30V29H48ZM47 30V31H48ZM58 30V31H59ZM77 32H76V31ZM180 30H178V31H180ZM235 30V29H234ZM237 30V29H236ZM44 31H46V30H44ZM57 31V32H58ZM187 31V30H186ZM192 31V30H191ZM203 31V30H202ZM2 31H0V33H1ZM138 32V31H137ZM188 32V31H187ZM234 32V31H233ZM8 34L7 35H9L10 33L9 32H7ZM72 33V32H71ZM72 33V34H73ZM204 32H202V34H203ZM222 33V32H221ZM232 33V32H231ZM72 34H70L69 36L71 37V35ZM107 34V35H106ZM132 34H133V36H132ZM196 34V33H195ZM201 34V35H202ZM224 34V33H223ZM227 34V33H226ZM239 34V33H238ZM3 35H6V34H3V32L1 33V39H4V37H3ZM6 35V36H7ZM58 35H59V33H58ZM57 34L55 35V37L56 36H58ZM62 35V34H61ZM87 35V34H86ZM85 35V36H86ZM175 35V36H174ZM192 35V34H191ZM190 35V36H191ZM200 35V36H201ZM221 35V34H220ZM248 35V34H247ZM246 35V36H247ZM5 36V37H6ZM63 36V35H62ZM61 36V37H62ZM66 36V35H65ZM89 36V35H88ZM148 36V35H147ZM194 36V35H193ZM197 37H200L199 35H196ZM229 36H232V37H236V36H238V35H236V34H234V36H233V34H230ZM69 37V38H70ZM81 37V36H80ZM79 37V38H80ZM82 37H84V36H82ZM89 37H91V35L89 36ZM177 37V36H176ZM185 37V36H184ZM183 36L181 37V41H179V43H182L183 42V40H184V42L185 43H188V42H186L185 41V39H183L184 38ZM188 37V36H187ZM202 37H203V35H202ZM208 37V36H207ZM210 37V36H209ZM226 37H227V40H228V36L226 35ZM225 36H222L221 35V37H219V36H217L216 38H219L218 40L217 39H213L212 37V39L210 38V41H211V43H213L212 44V47H214V46H216V45H214V42L215 43H221L220 41H223V39H225L226 38ZM253 37V36H252ZM250 38V36H248L247 37V40H246V42L247 41H249V43H255V40H256V38ZM75 38V37H74ZM78 38V39H79ZM87 38V40H85L86 42L89 40L88 39V37H86ZM92 39H90V40H92L93 41V37H91ZM108 38V39H107ZM141 38V37H140ZM150 38V37H149ZM230 38V37H229ZM237 38V37H236ZM44 39V38H43ZM51 39V38H50ZM85 39V38H84ZM147 39V38H146ZM166 39V40H167ZM222 39V40H221ZM231 39V38H230ZM27 40V39H26ZM62 40V39H61ZM66 40V39H65ZM67 40H69V39H67ZM81 40H83V38L81 39ZM81 40H80V42H81ZM90 40L88 41L89 42V45H90ZM165 40V39H164ZM196 40V39H195ZM198 40V39H197ZM215 40V41H214ZM216 40H217V42H216ZM226 40V41H227ZM233 40V39H232ZM241 40V39H240ZM254 40V41H253ZM3 41V40H2ZM13 41H14V39H13ZM29 41V40H28ZM145 41V40H144ZM154 41V40H153ZM156 41V40H155ZM158 41V40H157ZM162 41V40H161ZM160 41V42H161ZM174 41V40H173ZM189 41V40H188ZM201 41V40H200ZM243 41H245V40H243ZM243 41H235L236 43V47H234V49H233V47H231V48H228V50L227 51H229V49H233L232 51L234 52V54L233 55H241V56H243L244 58H246V60L248 61V62H250L251 60V62H253V65H255V62L256 61H258L257 60V58H255V59H252V57H250V56H246L245 57V55H242V54H240L242 51H243V53H244V48H242V46L241 45H243V47H245V46H248V45H245V44H248V43H243V44H241ZM15 42H16V39H15ZM14 42V43H15ZM62 42V41H61ZM60 42V43H61ZM75 42H77V41H75ZM79 42V41H78ZM167 42V41H166ZM202 42V41H201ZM229 42V41H228ZM241 42V43H240ZM74 43V42H73ZM73 43H72V45H73ZM92 44H93V42H91ZM151 43V42H150ZM157 43V42H156ZM162 43V42H161ZM191 43H193V42H190V46H192V48L194 47V45L193 44H191ZM223 43V42H222ZM232 43V42H231ZM240 45H239V44ZM16 44V43H15ZM50 44V43H49ZM54 44H55V41H54ZM58 44V41L56 42V45ZM75 44V43H74ZM77 44V43H76ZM83 44H84V42H83ZM108 44V45H107ZM145 44V43H144ZM155 44V43H154ZM153 44V45H154ZM229 45H230V43H228ZM3 45H5L6 46V44H3ZM61 45H63L62 43H61ZM85 45V44H84ZM83 45V46H84ZM88 44L86 45V46H84V48L86 49H84V51H89V50H87V48H88V46H89ZM104 45V44H103ZM163 45V44H162ZM214 45V46H213ZM227 45V44H226ZM261 45H264V44H260V46ZM52 46V45H51ZM55 46V45H54ZM77 46H79V45H77ZM175 46V45H174ZM187 46H188V44H187ZM204 46V45H203ZM232 46V45H231ZM233 46H234V42H233ZM240 46H241V48H240ZM4 47V46H3ZM10 47V46H9ZM15 46H11L10 48H14ZM58 47V46H57ZM57 47H55V48H57ZM70 47H72V46H70ZM76 46H74V48H75ZM103 47V46H102ZM206 47V46H205ZM48 48V47H47ZM46 47H45V49H47ZM52 48V49H51ZM67 48H69V46L67 47ZM74 48H72V49H74ZM174 48V47H173ZM177 48V47H176ZM175 48V49H176ZM195 48V47H194ZM219 48H220V46H219ZM225 48H227V47H225ZM256 48H258L257 46L256 47H254V49H256ZM6 49V48H5ZM15 49V48H14ZM18 49V48H17ZM48 49H50L51 51L53 50V46L52 47H49ZM64 49V48H63ZM179 49V48H178ZM198 49V48H197ZM208 49V48H207ZM212 49V48H211ZM246 49H248V48H246ZM251 49H253V48H251ZM253 49V50H254ZM19 50V49H18ZM90 50H91V48H90ZM104 50V49H103ZM150 50H151V48H150ZM168 50V49H167ZM166 50V51H167ZM169 50H171L170 48H169ZM168 50V51H169ZM0 51H1V49H0ZM65 51H66V46H65ZM74 51H76V50H74ZM190 51H192L191 49L189 50L188 49V51L187 52H190ZM219 51V50H218ZM223 51H225V49H223ZM232 51H231V53H232ZM16 52V51H15ZM55 52V51H54ZM67 52H68V50H67ZM103 52V51H102ZM128 52H131V53H133V56L132 57H128ZM192 52H194V51H192ZM250 52H251V50H250ZM1 53V52H0ZM17 53V52H16ZM20 53H23V52H20ZM66 53V52H65ZM85 53V52H84ZM165 53V52H164ZM186 53V52H185ZM194 53H196V51L194 52ZM210 53H212V52H210ZM219 53V52H218ZM217 53V54H218ZM69 54V53H68ZM174 54V53H173ZM179 54V53H178ZM192 53L190 52V55H191ZM198 54V53H197ZM228 54V53H227ZM245 54V53H244ZM1 55V54H0ZM48 55V54H47ZM75 55V54H74ZM80 55V54H79ZM161 55H164V54H161ZM160 55V56H161ZM168 55V54H167ZM214 55V54H213ZM213 55H212V57H213ZM2 56V55H1ZM71 56V55H70ZM69 56V57H70ZM159 56V55H158ZM157 56V57H158ZM165 56V55H164ZM163 56V57H164ZM172 56V55H171ZM186 56H188L187 54H186ZM211 56V55H210ZM64 57V56H63ZM75 57V56H74ZM73 56H71L70 58H71V60H73V61H70V64L73 66V64L74 63H76V61H74L75 60V58H74ZM101 57V56H100ZM162 57V58H163ZM166 58H167V56H165ZM169 57V56H168ZM205 57H209V56H206L205 55ZM229 57H230V55H229ZM237 57H239V56H237ZM3 58H4V56H3ZM69 58V59H70ZM72 58H74V59H72ZM102 58V59H103ZM159 58H161V57H159ZM159 58H157V59H159ZM200 58H201V56H200ZM217 58H218V56H217ZM225 58V57H224ZM2 59V58H1ZM8 59V58H7ZM7 59H6V61H7ZM65 59H67V58H65ZM68 59V60H69ZM172 59V58H171ZM184 59V58H183ZM183 59H182V61H183ZM210 59V58H209ZM208 59V60H209ZM226 59H227V57H226ZM242 59V58H241ZM153 60V59H152ZM160 60V59H159ZM164 60V59H163ZM205 60V59H204ZM237 60V59H236ZM256 60V61H255ZM8 61H10L9 59H8ZM7 61V62H8ZM78 61V60H77ZM167 61H168V59H167ZM177 61V60H176ZM184 61H186V59L184 60ZM183 61V62H184ZM206 61V60H205ZM204 61V62H205ZM234 61V60H233ZM6 62V63H7ZM72 62V63H71ZM162 62V61H161ZM164 62V61H163ZM204 62H202V63H204ZM250 62V63H251ZM5 63V64H6ZM129 63V64H130ZM164 63H166V61L164 62ZM170 63V62H169ZM79 64L81 65V61L79 60ZM78 64V65H79ZM142 64L143 65V67H141L140 65ZM158 64V63H157ZM161 64V63H160ZM167 64V63H166ZM177 64V63H176ZM183 64V63H182ZM206 64V63H205ZM229 64V63H228ZM8 67H11V66H13V62H12V65H11V62H8L7 64H6ZM9 65H11V66H9ZM69 65V64H68ZM77 65V66H78ZM165 64H163V66H164ZM172 65V64H171ZM233 65V64H232ZM167 66V65H166ZM173 66V65H172ZM227 67L229 66V65H226ZM231 66V65H230ZM76 67V66H75ZM126 67V66H125ZM128 67V66H127ZM159 67V66H158ZM158 67H156V68H158ZM174 67V66H173ZM177 67V66H176ZM199 67V66H198ZM202 67L204 68V66L202 65ZM206 67H207V65H206ZM12 68V67H11ZM72 68H74V67H72ZM78 68V67H77ZM183 68V67H182ZM184 68H186V66L184 67ZM196 68V67H195ZM195 68H190V69H192L193 70V72L191 73L192 75H193V73L195 74V75H198V74H200L199 72H197V70L199 69H195ZM203 68H202V70H203ZM224 68V67H223ZM223 68H221L219 71H215L216 72V74L217 75H219V77H221L222 75V73L223 74H226L227 72L226 71H228L229 72V69H227V68H225V69H223ZM79 69V68H78ZM77 69V70H78ZM164 69V68H163ZM207 70H208V68H206ZM227 69V70H226ZM75 69H73V70H70V71H72V72H70V74L71 73H74V72H76V70L74 71ZM158 70V69H157ZM167 70V69H166ZM188 70H189V68H188ZM214 70V69H213ZM69 71V70H68ZM84 71V70H83ZM165 71V70H164ZM182 71V70H181ZM187 71V70H186ZM240 71V70H239ZM238 70H237V72H239ZM243 71V70H242ZM241 71V72H242ZM26 72V71H25ZM80 72H82V70H80ZM85 72V71H84ZM166 72V71H165ZM185 72V71H184ZM232 72H233V70H232ZM236 72V71H235ZM241 72H239L238 73V75L241 73ZM77 73V72H76ZM168 73V72H167ZM23 74V73H22ZM25 74V73H24ZM60 74V73H59ZM190 74V75H191ZM215 74V75H216ZM228 74V73H227ZM232 73L230 72L229 73V75H231ZM235 73H233V75H234ZM237 74V73H236ZM250 74V73H249ZM253 74V73H252ZM125 74H123L122 76H124ZM177 75V74H176ZM233 75H232V77H230L229 78V80H231V78H233ZM126 76V75H125ZM182 76V75H181ZM187 76V75H186ZM201 76H202V74H201ZM234 76H236V75H234ZM254 76V75H253ZM24 77H25V75H24ZM27 77V76H26ZM25 77V78H26ZM62 77V76H61ZM153 77V76H152ZM183 77V76H182ZM199 77V76H198ZM18 79H22L23 77H17ZM70 78V77H69ZM95 78V79H96ZM154 78V77H153ZM177 78V77H176ZM200 78H202V77H200ZM254 78H255V76H254ZM258 78H262V79H264V73H261L260 74V76L258 77ZM24 79V78H23ZM48 80H51V79H49V78H47ZM65 79V78H64ZM179 79V78H178ZM190 79V78H189ZM203 79L204 78H202L201 79V81H203ZM221 79H222V77H221ZM40 80V79H39ZM46 80V79H45ZM67 80V79H66ZM71 80V79H70ZM151 80V79H150ZM155 81H156V79H154ZM174 80H176V79H174ZM173 80V81H174ZM183 80V79H182ZM185 80H188V77L185 79ZM157 81H160L159 79L157 80ZM169 81V80H168ZM190 81V80H189ZM200 81V82H201ZM7 82V81H6ZM5 82V83H6ZM141 82V81H140ZM196 84H197V86H199L200 85V82L198 81V79L196 80ZM214 82V81H213ZM74 83H75V81H74ZM137 83H138V81H137ZM145 83V84H146ZM153 83V82H152ZM191 83V82H190ZM132 84H134V83H132ZM142 84H143V81H142ZM144 84V85H145ZM155 84H159V83H155ZM161 84H162V81H161ZM173 84V83H172ZM177 84V83H176ZM180 84V83H179ZM192 84V83H191ZM149 84L147 83V90H150L151 91V88L148 86ZM160 85V84H159ZM171 85V84H170ZM229 85V84H228ZM236 85V84H235ZM17 86V85H16ZM37 87V85L35 84L33 87ZM173 86V85H172ZM177 86V85H176ZM179 86V85H178ZM230 87H228L229 89H226V91H227V93H229V96H231V93H232V90L231 89H234V87L235 88H237L238 87V85H236V86H234V83H232V84H230L229 85ZM2 87V86H1ZM19 87V86H18ZM21 87V86H20ZM30 87H32V86H30ZM128 87H129V85H128ZM131 87V86H130ZM173 87H175V85L173 86ZM192 87H194V86H192ZM202 88L203 87V85H200L199 86V88ZM213 87V86H212ZM222 87H224V85L222 86ZM61 88V87H60ZM71 88V87H70ZM138 88H141V87H138ZM200 88V89H201ZM214 88V87H213ZM226 88V87H225ZM8 89V88H7ZM16 89V88H15ZM167 89V88H166ZM165 89V90H166ZM238 89V88H237ZM4 90V89H3ZM9 90V89H8ZM13 90V89H12ZM130 90V89H129ZM138 90V89H137ZM154 90V89H153ZM197 90V89H196ZM199 90V89H198ZM231 90V91H230ZM0 91H2V89L0 90ZM31 91H33V88H32V90ZM30 91V92H31ZM38 91V90H37ZM169 91V90H168ZM203 93H206L207 94V96H211V94L210 93H207V92H205V89H203L202 88V90H201ZM207 91V90H206ZM212 91V90H211ZM216 91V90H215ZM10 92V91H9ZM15 92V91H14ZM167 92V91H166ZM8 93V92H7ZM168 93V92H167ZM10 94V93H9ZM34 94H35V92H34ZM39 95H40V93H38ZM170 94H172V93H170ZM205 94V95H206ZM215 94H220V93H215ZM214 94V95H215ZM10 95H12V94H10ZM93 95V96H92ZM94 95L96 96V97H94ZM173 95V94H172ZM203 95V94H202ZM223 95V94H222ZM15 96V95H14ZM33 96V95H32ZM170 96V95H169ZM176 96V95H175ZM193 96V95H192ZM208 97V98H211L212 99V96L211 97ZM12 97V96H11ZM17 97V96H16ZM37 97H39V96H37ZM26 98H28V97H26ZM26 98H24V99H26ZM30 98V97H29ZM176 98V97H175ZM217 98V97H216ZM225 98V97H224ZM30 99H32V98H30ZM33 99H35V98H33ZM38 99V98H37ZM163 99V98H162ZM182 99V98H181ZM211 99H209V101H211ZM28 100V99H27ZM135 101H136V99H134ZM139 100V99H138ZM153 100V99H152ZM171 100L172 99H168L167 98V101H169V102H171ZM185 100V99H184ZM205 100V99H204ZM30 101H34V100H30ZM30 101H28V102H30ZM37 101V100H36ZM154 101V100H153ZM165 101V100H164ZM179 101V100H178ZM213 101V100H212ZM121 102H122V100H121ZM143 102V101H142ZM152 102V101H151ZM157 102V101H156ZM166 102V101H165ZM120 103V102H119ZM134 103V102H133ZM137 104H135V105H137V107H136V109H134V108H132L133 110H134V112L136 113H138L140 110L142 111V112H147V110H148V108H147V106H143V104H141L140 103V101H138V102H136ZM144 103V102H143ZM153 103V107L154 108H156L157 109V107H162L163 108V110H164V105H165V109L167 108L166 107V104H162L161 106H160V101H159V103L160 104H158V103H156L155 104V102H152ZM180 103V104H179ZM179 103H178V105H179V109H180V111H179V113L180 114H182L183 116H184V118H185V125H187L188 126V128L187 129H189L190 128V130H192L193 131V127L191 128V126H192V124H194V122L195 121H198V123H199V121H200V119L199 120H196V119H198L196 116H194V117H192V118H189L190 116H191V114H189V113H191V111H189V113L187 112L186 113V108H183V107H185L184 105V103H183V100H182V105H181V100L179 101ZM192 103V102H191ZM230 103V102H229ZM41 104V103H40ZM127 104V103H126ZM144 104H146V103H144ZM169 104V103H168ZM193 104V103H192ZM207 104V103H206ZM129 105V104H128ZM133 106V105H132ZM132 106H130V107H132ZM143 106V107H142ZM202 106V105H201ZM248 106V105H247ZM64 107V106H63ZM91 107V108H90ZM116 107V108H115ZM120 107V106H119ZM118 107V108H119ZM128 107V106H127ZM144 107H145V109H144ZM168 107H169V105H168ZM192 107V106H191ZM197 107V106H196ZM216 107V106H215ZM215 107H211V110L213 111V110H215V109H213V108H215ZM61 108V107H60ZM117 108V109H118ZM170 108V107H169ZM188 109H189V107H187ZM194 108V107H193ZM198 108V107H197ZM128 109H130V108H128ZM131 109V110H132ZM152 109V108H151ZM185 109V110H184ZM192 109V108H191ZM130 110V111H131ZM169 110V109H168ZM246 110H248V108L246 109ZM125 111V110H124ZM152 111H154V110H152ZM170 111V110H169ZM169 111H167V112H169ZM174 111V110H173ZM194 111V110H193ZM218 111V110H217ZM250 111V110H249ZM253 111H255L252 115H253V118L256 116L255 114H257V115H259L258 113L260 112V110H259V112H258V109L257 110H253ZM133 112V111H132ZM133 112V113H134ZM157 112V111H156ZM159 112V111H158ZM164 112V111H163ZM186 114H185V113ZM196 112V111H195ZM216 112V111H215ZM134 113V114H135ZM154 113V112H153ZM206 113V112H205ZM154 114H156V113H154ZM164 114V113H163ZM173 114V112L171 113V111H170V113L167 115V114H165V116L167 115L168 117H167V120H165L166 122H169L170 120H171V117H173V116H171ZM188 114V115H187ZM197 114V113H196ZM199 114V113H198ZM248 115H249V113H247ZM59 115L61 116L62 115V117L66 120V122L68 123V122H70L71 120V118L68 120L67 118H66V116L65 115H63V114H60L59 113ZM193 115H194V113H193ZM215 115V114H214ZM223 115V114H222ZM250 115H251V112H250ZM69 116V115H68ZM137 116V115H136ZM159 116H161V115H159ZM224 116V115H223ZM69 117H71V116H69ZM139 117H140V115H139ZM152 117V116H151ZM222 117V116H221ZM58 118V117H57ZM174 118H175V116H174ZM251 119H250V121H248V128H246V126H245V129H244V127H243V129H244V133H238V131H239V128L236 126V125H233V123H231V124H229L230 126H231V128H230V131H231V133L234 135V136H236L235 138V140L236 141H239L238 142V146H237V148H239V149H243V151L244 150H246L248 147L249 148H251V150H253L252 152H248L247 153V150H246V152H245V154H247L246 155V158H247V160L249 161L250 159H254V161H255V151H260L259 149L257 150V148L259 147H264V142H262V141H264V138H262V139H260L261 137H260V135H258V134H264V131H261V129H264V123H262V122H260L259 121V119L257 120H255V118H254V120L252 119V117H250ZM4 119V118H3ZM52 119V118H51ZM59 119V118H58ZM62 119V118H61ZM64 119H62L63 121H64ZM132 119V118H131ZM139 119V118H138ZM137 119V120H138ZM152 119V118H151ZM195 119V120H194ZM206 119V118H205ZM218 119V118H217ZM216 119V120H217ZM222 119V118H221ZM50 120V119H49ZM62 120L60 121L59 120V122L61 123L62 122ZM129 120V119H128ZM210 120H211V118H210ZM227 120V119H226ZM141 121V120H140ZM161 121V120H160ZM164 121V122H165ZM173 121V120H172ZM194 121V122H193ZM207 121V120H206ZM222 121V120H221ZM231 121V120H230ZM48 122V121H47ZM46 122V123H47ZM50 122H54L53 120L52 121H50ZM55 122H57V119H56V121ZM58 122V123H59ZM65 122V121H64ZM64 122H62V124H66V123H64ZM142 122V121H141ZM161 122H163V120L161 121ZM71 123V122H70ZM73 123V122H72ZM196 123V122H195ZM222 123V122H221ZM23 124V123H22ZM54 123H52V127L54 128V125H53ZM129 124V123H128ZM161 124V123H160ZM201 124V123H200ZM220 124V123H219ZM225 124V123H224ZM24 125V124H23ZM48 125V124H47ZM58 125V124H57ZM57 125H55V126H57ZM73 125V124H72ZM168 125V124H167ZM184 125V126H185ZM135 126H137V127H135ZM160 126V125H159ZM199 126H201V125H199ZM203 126V125H202ZM201 126V127H202ZM222 126V125H221ZM226 126V125H225ZM228 126V125H227ZM232 126H234V128L232 129ZM258 126V127H257ZM260 126H261V128H260ZM58 127V126H57ZM63 127V126H62ZM73 127V126H72ZM168 127V126H167ZM166 127V128H167ZM19 128H22V127H19ZM64 128H63V130H64ZM68 128H71L72 130H70V129H68ZM199 128V127H198ZM214 128V127H213ZM213 128H212V131H213ZM242 128V127H241ZM257 128H259V130L258 131H256L257 130ZM32 129V128H31ZM122 129V128H121ZM133 129V128H132ZM164 129H165V127H164ZM202 129V128H201ZM226 129V128H225ZM238 129V130H237ZM256 129V130H255ZM21 130V129H20ZM37 130V129H36ZM55 130H56V127H55ZM169 130V129H168ZM205 130V129H204ZM211 130V129H210ZM224 130V129H223ZM228 130V129H227ZM57 131V130H56ZM130 131V132H129ZM146 131V130H145ZM147 131H148V129H147ZM147 131H146V133L145 134H147ZM153 131V130H152ZM225 131V130H224ZM262 133H261V132ZM62 132V131H61ZM162 132V131H161ZM195 132V131H194ZM215 131H213V133H214ZM235 132H237V133H235ZM152 133V132H151ZM157 133V132H156ZM69 135V136H67V135ZM143 134V133H142ZM150 134V133H149ZM216 134V133H215ZM236 134V135H235ZM242 134H244V135H242ZM56 135V134H55ZM58 135V134H57ZM61 136H62V133L60 134ZM194 135V134H193ZM40 136H42V135H40ZM144 136H146V135H144ZM192 136V135H191ZM190 136V139L192 138ZM54 137V136H53ZM87 137V138H86ZM124 137H125V135H124ZM55 138V137H54ZM57 138V137H56ZM62 138V137H61ZM67 138H69V140L67 139ZM131 138V139H130ZM143 138V137H142ZM141 138V139H142ZM148 138H149V136H148ZM209 138V137H208ZM222 138V137H221ZM187 139V138H186ZM211 140H212V143L213 144H215V139H216V137L214 136H212L211 138H210ZM219 139V138H218ZM1 140V139H0ZM57 140H58V138H57ZM184 140V139H183ZM220 140H222V139H220ZM224 140V139H223ZM244 140V141H243ZM246 140L248 141L247 142V144L245 145L244 143H246ZM60 141V140H59ZM143 141V140H142ZM196 141H197V139H196ZM235 141V142H236ZM241 141V142H240ZM141 142V141H140ZM200 142V141H199ZM244 142V143H243ZM38 143H39V141H38ZM243 143V145H241ZM60 144H62V142L60 143ZM123 144V143H122ZM203 145H204V143H202ZM67 145V144H66ZM247 145H248V147H247ZM8 146V145H7ZM12 146V145H11ZM10 146V147H11ZM67 146V147H68ZM136 146V147H135ZM138 146H139V143H138ZM157 146H158V144H157ZM161 146V145H160ZM180 146H181V144H180ZM180 146L178 145V147L177 148H175V150H177V151H175L174 150V148L172 147V149H173V152L172 153H170V154H172V155H177L178 157V159L177 160H183L182 158L184 157V159H185V157H187V155H183L181 152H182V150L180 149ZM219 145H217V147H218ZM247 148H246V147ZM9 147V146H8ZM59 148H56L57 150L56 151H58V153H59V150L58 149H60V146H58ZM62 147V146H61ZM64 147V146H63ZM62 147V148H63ZM85 147V148H84ZM156 147V146H155ZM205 147V146H204ZM0 148H1V146H0ZM18 149V147L17 146H13V149L14 150H10V152L9 151H7L5 148H1V149H3V150H5V151H7L9 154L11 153L12 155H14L12 152H14L15 153V155L14 156H16L18 153L17 152H15V150L16 149ZM123 148H124V146H123ZM122 148V150H124ZM164 149H165V147H163ZM225 148V147H224ZM228 148V147H227ZM246 148V149H245ZM12 149V148H11ZM66 149V148H65ZM146 149V148H145ZM150 149V148H149ZM153 149V148H152ZM171 149V150H172ZM220 149V148H219ZM218 149V150H219ZM80 150V151H81ZM155 150V149H154ZM161 151L162 150V148H160V147H158V149L156 150L157 151V153L159 152V151ZM198 150V149H197ZM62 151V149L60 150V152ZM70 151V150H69ZM150 151V150H149ZM200 151V149L197 151V152H199ZM221 151V150H220ZM220 151H218L219 153H220ZM223 151H225V150H222V152L221 153H225L224 155L225 156H230V157H232L231 156V152H230V154H228L229 152L228 151H225V152H223ZM63 152L65 153V151H62L61 152V156H63L64 154H63ZM147 152V151H146ZM162 152H164V151H162ZM167 152V151H166ZM177 152V153H176ZM242 152V151H241ZM56 153V152H55ZM148 153V152H147ZM157 153H154L151 157H155V155H157ZM160 153V152H159ZM165 153V152H164ZM175 153V154H174ZM180 153V154H179ZM220 153V154H221ZM233 153V152H232ZM238 153H239V151H238ZM27 153L26 152H23L22 154H20L21 156L19 157V155H17V157L16 158H18V163H20V164H23V162H25L26 164L28 163V161H26L27 160V158L28 157H30V156H28V155H26ZM57 154V153H56ZM55 154V155H56ZM63 154V155H62ZM162 154V153H161ZM215 154V153H214ZM222 154V155H223ZM228 154V155H227ZM234 154V153H233ZM241 154V153H240ZM6 155V154H5ZM54 155V156H55ZM58 155L59 154H57L56 155V158L58 157ZM124 155V154H123ZM145 155V154H144ZM150 155H151V153H150ZM172 155L170 156V157H172ZM220 156V158H219V161H221V162H225V163H227L226 161H228V160H225L226 158L224 157V155L223 156ZM237 155V154H236ZM28 156V157H27ZM48 156V155H47ZM49 156H51V155H49ZM54 156L52 157V158H54ZM65 157H66V155H64ZM146 157H147V155H145ZM27 157V158H26ZM158 158H159V156H157ZM179 157H180V159H179ZM236 157H238V156H236ZM14 158V157H13ZM26 158V159H25ZM55 158V161H60V160H62V158L60 157V158H57V159H60V160H57ZM145 158V157H144ZM148 158V157H147ZM160 158H162V157H160ZM175 158V157H174ZM240 158H242V156L240 157ZM244 158V157H243ZM29 159V158H28ZM38 159V158H37ZM50 159V158H49ZM115 159H116V157H115ZM149 159V158H148ZM151 160H154L155 158H150ZM150 159H149V161H150ZM168 159V158H167ZM231 159H233V157L231 158ZM14 160V159H13ZM40 160V159H39ZM176 160V161H177ZM207 159H199V161L200 162H205ZM234 160V162L235 163H233V164H231V163H227V165H229V166H231L230 167V170L228 171V173L229 174H226V169L225 168H223V169H221L220 167H217V171H218V173H219V176H217L216 174H214V173H211V172H196V173H194V174H190V175H192V177H194V175L196 176V174H209V175H211L212 176V179H213V181H214V184H215V186H216V189H215V195L214 196H212V194L211 193H208V195L207 196H205L204 197V195H201V196H203L202 198L204 199V201L203 200H201L202 201V203L204 202V204L203 205H205L204 207L207 209H213V208H217L218 206H224V205H226L227 204V208H228V206H229V208L228 209H231V211L233 212H231V211H229L227 208L226 209H224V210H226V211H224V213H225V215H223V214H221V216L223 217H219L218 216V218L217 217H215L214 218V215H208L206 218L204 217V215H203V218L205 219L204 220V225L206 224V223H208V222H210V223H212V222H214V221H216V223L217 224H219V223H222L223 222V220L222 219H224V223H225V221H227V223H229V224H227L226 226L228 227V229H229V232H230V229H232L231 230V235H234V236H231V235H229V236H224V234L226 235V233H223V232H221V233H219L221 236H223L222 238L220 237L219 239H218V237L219 236H217V239H218V241H217V243H216V247L215 248H217V251L219 250L218 249V247L219 248H221V246L223 247V245H221L219 242L221 241V242H223V241H225V239L226 240H228L230 237V239H229V246H230V244L231 243H234V242H237V243H235V244H238V246L240 245V247H239V249L240 250H242L243 252V257H246L247 255L245 254V253H247V251L249 250L248 249V244L250 243V237L252 236L251 234H255V231H256V225H255V181H252V178H257L258 180H264V177H262V176H259V174L258 173H256V171H255V165L253 166V167H249L248 166V164L247 163H245V162H242L241 161V165H239V160H237V159H233ZM246 160V159H245ZM54 161V160H53ZM140 161V160H139ZM147 161V160H146ZM159 161H161V165H158L157 167H156V164H157V162H155V160L154 161H152V162H154V163H146L147 165H148V167H149V169H151V171L152 170H154V172H156V170H160V171H157L158 172V177H157V179L158 178H160V176H161V174H163L162 172H161V169L163 170L164 169V165H162V163L164 162H162V160H159ZM158 161V162H159ZM175 161V166L174 167H180V168H182L183 167V165L181 166V165H179V164H177V163H179V161H177L176 162ZM238 161V162H237ZM256 161H260V163H261V166H264V155H262V157L261 158H257L256 157ZM40 162V161H39ZM48 162V161H47ZM57 162H56V164H57ZM113 162H114V165L117 167L118 166V170H116V168L114 167V165H113ZM141 162V161H140ZM144 161L142 160V163H143ZM148 162V161H147ZM174 162V161H173ZM181 162V161H180ZM23 164L24 166H26L27 167V165L29 164ZM41 163V162H40ZM31 164H34V163H30V165H28V168H29V166H32L31 168H33V166L34 165H31ZM45 164H46V161H45ZM53 164V163H52ZM61 164V163H60ZM60 164H58V167L60 166ZM106 165L107 167H108V169H107V167H106V169L107 170H109V171H112L111 172V175L110 176H113V179L112 178H110V176H109V178H102V168H103V165ZM140 164V163H139ZM144 164H145V162H144ZM160 164V163H159ZM169 164V163H168ZM168 164H167V166H168ZM40 165V164H39ZM42 165V164H41ZM54 165V164H53ZM141 165H143V164H141ZM170 165V164H169ZM130 166V165H129ZM132 166H135V165H132ZM161 166V167H160ZM163 166V167H162ZM166 166V165H165ZM167 166H166V168H167ZM34 167H36V166H34ZM46 167H52V166H46ZM55 167V170L54 171H57V169H58V171L60 172V168H56L57 166H54ZM53 167V168H54ZM137 167H140V166H137ZM136 167V168H137ZM39 168H40V166H39ZM38 168V169H39ZM45 168V167H44ZM135 168V169H136ZM145 167L143 166V169H144ZM161 168V169H160ZM172 168V167H171ZM30 169V168H29ZM36 169H37V167H36ZM47 169V168H46ZM46 169H45V171H46ZM76 169V170H77ZM119 169H121V170H119ZM133 169V168H132ZM146 170H147V168H145ZM31 170H33V169H31ZM30 170V171H31ZM35 170V169H34ZM44 170V169H43ZM50 170V174L52 173V174H54L53 172H51L52 170H51V168L49 169ZM49 170L47 171V173L49 172ZM165 170V169H164ZM163 170V171H164ZM172 170V169H171ZM36 171V170H35ZM166 171V170H165ZM38 172V171H37ZM58 172V173H59ZM76 172V171H75ZM118 172V173H117ZM142 172V171H141ZM171 172V171H170ZM43 173H44V171H43ZM57 173V172H56ZM55 173V174H56ZM104 173H106V172H104ZM138 173H139V171H138ZM161 173V174H160ZM173 173H174V175L176 176H178V172H176V169L174 168L173 169ZM234 173H236V175H237V177H236V182L235 183H233V188H235L236 189V187H237V185L238 184H243L244 182L242 181V178H247L248 179V182L246 183L247 185H246V187L245 188H250V192L249 193H251L250 195H247V194H243L240 198H237V196H234V195H231V196H224V193L221 191V181L222 182H224V181H226L227 180V178H228V176L229 175H232V174H234ZM40 174H42V173H40ZM46 174V173H45ZM142 174V173H141ZM150 174V173H149ZM148 174V175H149ZM155 174V173H154ZM166 174V173H165ZM36 175H37V173H36ZM47 175V174H46ZM59 175V174H58ZM57 175V176H58ZM164 175V174H163ZM162 175V176H163ZM250 175V176H249ZM71 177V175L70 174H66V179L69 181V182H71L72 181V177ZM76 176H78V178L76 177ZM152 176V175H151ZM161 176V177H162ZM165 176V175H164ZM38 177V176H37ZM50 177V176H49ZM65 177H64V179H65ZM75 177V178H74ZM107 177V176H106ZM115 177V178H114ZM153 177V176H152ZM165 177H170V176H165ZM182 177V176H181ZM185 177V176H184ZM118 178V177H117ZM120 178H122V176H120L119 175V178H118V181L120 180V181H123L120 185L121 186H123V187H125V186H127L128 184H126V180H122V179H120ZM172 178V177H171ZM171 178H170V180H171ZM57 179V178H56ZM65 179V180H66ZM128 179V178H127ZM141 179V178H140ZM154 179V178H153ZM163 179V178H162ZM167 179H169V178H167ZM22 180V179H21ZM66 180V182H68ZM159 180H161V179H159ZM159 180H157V181H159ZM163 180H165V179H163ZM19 181V180H18ZM18 181H16L15 183H16V185L17 186H19V187H21V188H23L24 187V184L22 183L21 184V182H18ZM142 181H144V180H142ZM162 181V180H161ZM161 181H159L160 183H161ZM68 182V183H69ZM115 182H117L116 180H115ZM114 182V183H115ZM258 182V181H257ZM106 183H108V184H106ZM110 183V184H109ZM117 183H119V182H117ZM262 183H264V182H262ZM141 184V183H140ZM68 185H70V183L68 184ZM120 185H119V187H120ZM157 185H159V183L157 184ZM162 185V184H161ZM257 185V184H256ZM23 186V187H22ZM117 186V185H116ZM130 187L132 186V185H129ZM143 186H144V184H143ZM163 186V185H162ZM166 186V185H165ZM168 186V185H167ZM258 186H260V184L258 185ZM38 187H41V185H38ZM70 187H69V189H70ZM73 187V188H72ZM122 187V188H123ZM129 187V188H130ZM137 187H140V185L139 186H137ZM150 187V186H149ZM152 187V186H151ZM150 187V188H151ZM154 187V186H153ZM158 187V186H157ZM261 187H262V185H261ZM126 188V187H125ZM142 188V187H141ZM140 188V189H141ZM164 188V187H163ZM243 188V187H242ZM116 189V188H115ZM124 189V188H123ZM140 189H138L137 191H139ZM146 189V187L144 188V190ZM149 189V188H148ZM169 189V188H168ZM173 189V188H172ZM75 190V191H76ZM104 190V191H103ZM122 190V189H121ZM120 190V191H121ZM130 190V189H129ZM170 190V189H169ZM257 190V189H256ZM124 190H122V192H123ZM127 191V190H126ZM147 191V190H146ZM155 191V190H154ZM236 191V190H235ZM243 191V190H242ZM246 191H248V190H246ZM68 192H70V191H68ZM116 192H117V189H116ZM234 192V190H232V191H230V192H227V193H229V194H232ZM244 192V191H243ZM42 193H43V191H42ZM151 193H153V192H151ZM150 193V194H151ZM165 193V192H164ZM258 193H261L262 194V196H264V189H261ZM102 194V195H103ZM161 194V193H160ZM202 194V193H201ZM65 195V194H64ZM68 195V194H67ZM70 195V194H69ZM71 195V196H72ZM127 195H129V194H126V196ZM137 195V194H136ZM155 195V194H154ZM166 195V194H165ZM256 195H257V193H256ZM50 196V195H49ZM52 196V195H51ZM51 196H50V198H51ZM71 196H69V197H71ZM176 196L177 195H174V193H172V191L170 190V192L168 193V196H167V198H173V199H175L176 198ZM142 197V196H141ZM151 197V196H150ZM154 197V196H153ZM239 197V196H238ZM49 198V197H48ZM124 198H125V196H124ZM134 198H137V197H134ZM149 198V197H148ZM162 198H164V197H162ZM162 198H160L161 200H163ZM179 198V197H178ZM201 198V199H202ZM237 198V199H236ZM45 200H46V197L44 198ZM120 199V198H119ZM143 199H145L144 197H143ZM147 199V198H146ZM153 199H155V197L153 198ZM157 199V198H156ZM234 199H236V203H234ZM41 200H43V198H41ZM45 200H43V202H46ZM116 200V199H115ZM124 199L121 197V203L120 204H122V206H120V208L121 207H124V203L125 202H122ZM158 201H159V199H157ZM165 200H166V198H165ZM126 201V200H125ZM128 201V200H127ZM126 201V202H127ZM154 201H156V200H154ZM153 201V202H154ZM167 201V200H166ZM180 201H182V200H180ZM146 202V201H145ZM160 202V201H159ZM197 201H193V202H191V203H189V202H184V201H182L181 203H179L180 205H178V206H180V207H183L182 208V210H184L183 212H185V210H187L186 212L187 213H189L190 211H192L191 213L193 214V213H195V211L194 210H196V208L199 206L200 208H201V206H202V204H201V202H200V200H198V203H196ZM48 203V202H47ZM45 204L44 206H46V208L48 207L47 205L48 204ZM17 204V203H16ZM20 204V203H19ZM18 204V205H19ZM113 204H114V202H113ZM137 204V203H136ZM139 204V203H138ZM155 204V203H154ZM200 204H201V206H200ZM51 205L52 204H50L49 205V207H51ZM114 205H116V204H114ZM118 205V204H117ZM144 205V204H143ZM156 205V204H155ZM158 205V204H157ZM39 206H42L40 203H39ZM111 206H113V205H110V207ZM127 206V205H126ZM129 206V205H128ZM146 206V205H145ZM254 206V207H253ZM109 207V206H108ZM113 207H115V206H113ZM144 207V206H143ZM155 207V206H154ZM159 207V206H158ZM42 208V207H41ZM45 208V207H44ZM52 208V207H51ZM51 208H47V209H51ZM63 208V207H62ZM112 208V207H111ZM119 207H117V208H112V210L113 209H118ZM130 208V207H129ZM134 208V207H133ZM146 208V207H145ZM221 208V207H220ZM242 208H246V211L245 210H243L244 212H242ZM72 209V210H73ZM125 207H124V212H125ZM154 209V208H153ZM158 209L159 208H157V211H158ZM181 209V208H180ZM206 209H204V210H206ZM41 210H44V209H41ZM121 210V209H120ZM120 210H119V212H120ZM135 210V209H134ZM143 210V209H142ZM142 210H140L141 212H142ZM160 210V209H159ZM201 210V209H200ZM203 210V211H204ZM214 210V209H213ZM54 211V210H53ZM59 211V210H58ZM127 211H128V209H127ZM147 211H149V209L147 210ZM194 211V212H193ZM206 211H208V210H206ZM205 211V212H206ZM230 213H232V214H230ZM111 212V211H110ZM112 212H115L114 210L112 211ZM116 212H117V210H116ZM133 212H135V211H133ZM136 212H139V210L138 211H136ZM182 212V213H183ZM211 212V211H210ZM215 212V211H214ZM40 213H41V211H40ZM47 213V212H46ZM51 213V212H50ZM56 213V212H55ZM59 213V212H58ZM131 213H132V211H131ZM149 213V212H148ZM151 213V212H150ZM159 213H161V215L162 214H164L162 211H159ZM159 213H155V214H158L159 215V219L160 220H162L161 219V217H160V214ZM241 213V215H243V216H240V218H238L239 216V214ZM38 214V213H37ZM48 215H49V213H47ZM52 214V216H53V213H51ZM110 214V213H109ZM117 214V213H116ZM115 213H114V216L116 215ZM120 214V213H119ZM123 214V213H122ZM135 214V213H134ZM139 214H141V213H139ZM154 214V213H153ZM208 214V213H207ZM44 215V214H43ZM47 215V216H48ZM56 215V214H55ZM61 215V214H60ZM121 215V214H120ZM119 215V217H122V216H120ZM124 215H126V214H124ZM123 215V216H124ZM136 215V214H135ZM146 215V214H145ZM149 215H151V214H149ZM189 215H191V214H189ZM206 215V214H205ZM227 215V216H226ZM41 216V215H40ZM57 216V215H56ZM74 216H72V217H74ZM113 216V215H112ZM111 216V217H112ZM117 216V215H116ZM128 216V215H127ZM142 216V215H141ZM140 216V217H141ZM157 216V215H156ZM163 216V215H162ZM226 216V217H225ZM37 217V215H35V218ZM39 217V216H38ZM41 217H44V216H41ZM58 217H60V216H57V218ZM75 217L73 218L74 220H75ZM126 217V216H125ZM135 217V216H134ZM139 217V218H140ZM199 217V216H198ZM198 217H193L192 215L188 218V220H193L192 222L191 221H188L189 223L188 224H190V226L192 225V226H194L195 224H197V222L195 221ZM210 217H212L211 219H210ZM244 217V218H243ZM51 218V217H50ZM50 218H48V219H50ZM53 218H54V216H53ZM52 218V219H53ZM137 218H138V216H137ZM194 218H196V219H194ZM207 218H209V220L207 219ZM220 218H222V219H220ZM226 218V219H225ZM231 218H233V219H231ZM34 219V218H33ZM38 218H36V221L38 222V220H37ZM42 219V218H41ZM47 219V218H46ZM112 219H115V218H112ZM111 219V220H112ZM118 219H120V218H118ZM132 219V218H131ZM229 219H231L232 221H236V220H238V222L236 221L235 222V224H234V222H232L231 220H229ZM241 219H243V220H241ZM35 220V219H34ZM34 220H33V222H34ZM40 220V219H39ZM111 220H109L110 222H111ZM127 220V219H126ZM125 220V221H126ZM135 220V219H134ZM160 220H157V223L160 221ZM164 220H167V219H164ZM164 220H162V221H164ZM182 220V219H181ZM213 220V221H212ZM218 220V221H217ZM41 221V220H40ZM49 221V220H48ZM51 221V220H50ZM56 220L54 219V221H52L51 223H53V226H52V228L53 229H56L55 228V226L54 225H58V223L56 224V222H55ZM67 221H68V219H67ZM118 221V220H117ZM124 221V222H125ZM141 221V220H140ZM183 221V220H182ZM187 220H185V221H183L184 222V225H182L181 224V222H180V225H182L181 227H180V225H177L178 226V228L180 229V231L182 230H185V229H191V228H188V226L185 228V226H186V224H187V222H186ZM42 222V221H41ZM58 222V221H57ZM72 222H74V221H72ZM114 222V221H113ZM182 222V223H183ZM195 222V223H194ZM219 222V223H218ZM50 223V222H49ZM49 223H47V226L49 227L48 229H47V227L45 228L46 230H49L50 229V227L51 226H49ZM50 223V224H51ZM55 223V224H54ZM143 223H144V221H143ZM142 223V224H143ZM163 223V222H162ZM176 223V222H175ZM174 223V224H175ZM178 223H179V221H178ZM177 223V224H178ZM193 223H194V225H193ZM209 223V224H210ZM231 223H233V226H232V224ZM36 224V223H35ZM39 224H40V222H39ZM46 224V223H45ZM113 224V223H112ZM112 224H110V225H112ZM150 224V223H149ZM159 225H160V223H158ZM158 224H156V225H158ZM201 224V223H200ZM41 225V224H40ZM116 225H118V224H116ZM166 225V224H165ZM164 225V226H165ZM37 226V225H36ZM143 226V225H142ZM155 226V225H154ZM169 226V227H168ZM189 226V227H190ZM191 226V227H192ZM200 226V225H199ZM211 226H213V224L211 225ZM230 226H232V227H230ZM57 227V226H56ZM72 227V228H71ZM108 227H110V226H108ZM119 227V226H118ZM120 227H121V225H120ZM156 227V226H155ZM166 228H167V231L170 229V230H173L174 231V228H176V227H174L173 229H172V226H171V224L170 225H166L165 226ZM33 228H34V226H33ZM44 228V227H43ZM70 228V229H69ZM143 228H145L144 226H143ZM164 228V227H163ZM183 228V229H182ZM194 228V227H193ZM45 229H44V231H45ZM109 229V228H108ZM138 229V228H137ZM149 229V228H148ZM155 229V228H154ZM179 229H175L176 231L178 230V232H179ZM196 229V228H195ZM160 230V229H159ZM170 230H169V232H165V234H167L166 236H164L163 237V239H164V243H159V240H157L159 237H161V236H163V232H162V235L161 236H159L160 234L158 233V235H157V233L155 232L154 234H156V235H154V234H152V231H151V234H150V232H148V230L146 231V233L147 234H149V236L151 237H149L151 240H153V241H155V239H156V243H155V246L156 245H160L159 247H163V249H164V251H163V253L166 255V257L165 258H163V261L161 262L162 264H166L168 261H177L178 262V264L179 263H181V261H179L180 259H181V257L183 256V255H185V256H187L188 255V257H189V259H188V264H202V262H203V264H205V263H207V260L209 261V260H213L214 259V262H215V258L214 257H210V256H208L209 254H206L205 255V257H210L211 259H204L203 257H204V254H205V250H206V253H208V250H209V246H210V244H209V242H208V240L206 241V239H200V238H195V236H194V234H190L191 233V231L192 230H190V232H188L187 230H185V231H181L177 236H173L172 237V235H170L169 233H171L172 234V232H170ZM217 230V229H216ZM215 230V231H216ZM234 230V231H233ZM52 231V230H51ZM117 231H119V230H117ZM141 231V230H140ZM150 231V230H149ZM193 231H194V229H193ZM205 231V230H204ZM217 231H219V230H217ZM216 231V232H217ZM235 231H237L236 232V234H235ZM47 232V231H46ZM53 232V231H52ZM55 232V231H54ZM63 232V231H62ZM111 232L112 233H114L113 232V230H111ZM129 232V231H128ZM135 232V231H134ZM133 232V233H134ZM241 234H240V233ZM118 233V232H117ZM47 234H49V233H47ZM50 234H51V232H50ZM110 234V233H109ZM127 234V233H126ZM164 234V235H165ZM172 237H170V236ZM251 235V236H250ZM133 236H135V234L133 235ZM132 236V237H133ZM137 236V235H136ZM237 236H239V237H237ZM64 237V236H63ZM131 237V236H130ZM171 238L170 240H172L173 239V241H175L176 240V238H177V240H178V238L181 240H183L184 242H186V244L183 246V245H180V247H182V250L181 249H176L175 247H171V245H166L165 244V242H166V240L168 239V238ZM225 237V238H224ZM232 237H235V238H233V240H232ZM237 237V238H236ZM24 238H27V237H24ZM23 238V239H24ZM111 238H112V236H111ZM125 238V237H124ZM144 238H146V237H144ZM228 238V239H227ZM239 238V239H238ZM166 239V240H165ZM220 239H223V240H220ZM116 240H118V239H116ZM142 240V239H141ZM160 240H162V239H160ZM176 240V241H177ZM230 240H231V242H230ZM238 240V241H237ZM243 240V241H242ZM124 241V240H123ZM122 240H121V242H123ZM157 241H158V243H157ZM179 241V240H178ZM213 241V240H212ZM232 241H234V242H232ZM239 241H241V242H239ZM248 241H249V243H248ZM25 242V241H24ZM111 242V241H110ZM110 242H109V244H110ZM171 242V241H170ZM206 242H208V244H206ZM226 242V241H225ZM225 242H224V246H225ZM239 242V243H238ZM68 243V244H67ZM120 243V242H119ZM190 243H192L193 244V246H195L194 247V249H198V251L199 252H201V250H203L204 252H202V256H201V253H199L200 254V257L203 259H200V260H202V261H200L199 260V258L197 257L196 258V256H194L193 257V252L191 251V248L193 247H191V246H189V247H191L190 249H188L189 247L187 246V244L189 245ZM248 243V244H247ZM68 246H67V245ZM154 244V243H153ZM177 244V243H176ZM166 245V246H165ZM174 245V244H173ZM226 245L228 246V244L226 243ZM232 245V244H231ZM66 246V247H65ZM108 247V246H107ZM112 247H114V246H112ZM231 247V246H230ZM64 248H63V250H64ZM115 248V247H114ZM154 248H156L157 250H158V246H156V247H154ZM21 248H19V251H21L20 250ZM147 249H149V248H147ZM155 249V250H156ZM154 250V251H155ZM156 250V251H157ZM190 250V251H189ZM23 251V250H22ZM41 251V250H40ZM149 251H151V249L149 250ZM196 251V250H195ZM214 251H216V249L214 250ZM3 252V251H2ZM5 252V251H4ZM3 252V253H4ZM117 252V251H116ZM191 252V253H190ZM197 252V251H196ZM0 253H1V251H0ZM66 253V254H65ZM153 253V252H152ZM151 253V254H152ZM160 253V252H159ZM216 253V252H215ZM111 254V253H110ZM115 254V253H114ZM177 254H181V255H177ZM121 255H123V254H121ZM121 255H120V258L119 257H116L115 259H120L121 260ZM215 255H217V254H215ZM221 255H225V254H221ZM2 256V255H1ZM6 256V255H5ZM124 256V255H123ZM3 257V256H2ZM222 257H224V258H222ZM231 256L230 255H228L227 254V256H221V258L222 259H228V258H230ZM242 257V258H243ZM38 259H40L39 257H38ZM114 259V260H115ZM108 260V259H107ZM130 260V259H129ZM205 260V261H204ZM64 261V262H65ZM236 261H238V259L236 260ZM37 262H38V260H37ZM62 262H63V260H62ZM63 262V263H64ZM116 262V261H115ZM138 262H139V264H142V263H140V261H137L136 263L138 264ZM205 262V263H204ZM211 262L212 263H214L213 261H209V263L208 264H211ZM219 262V261H218ZM242 262V260H240L239 259V263H241ZM104 263V262H103ZM102 262H96V264H103ZM119 263V262H118ZM125 263V262H124ZM136 263H134V264H136ZM157 263V262H156ZM216 263H217V260H216ZM237 262H235V264H236ZM65 264V263H64ZM167 264H170V263H167ZM182 264V263H181ZM219 264H221V263H219ZM238 264V263H237Z\"/></svg>",
    "mask_w": 264,
    "mask_h": 264
},
{
    "label": "clouds",
    "instance_id": "obj_3",
    "mask_svg": "<svg viewBox=\"0 0 264 264\" xmlns=\"http://www.w3.org/2000/svg\"><path fill=\"white\" fill-rule=\"evenodd\" d=\"M38 24L29 20L25 23L23 34L30 41L28 49H26L24 57L22 58V63L17 66L14 70V75L19 76L23 72L27 71L30 67V54L31 51L35 48L38 43ZM47 240V236L42 227L36 226L28 234V237L25 241L26 246L29 249H37L42 247Z\"/></svg>",
    "mask_w": 264,
    "mask_h": 264
}]
</instances>
